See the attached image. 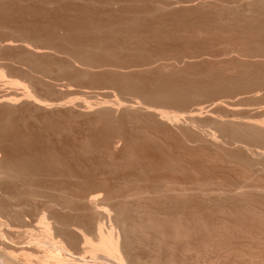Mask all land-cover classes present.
Returning <instances> with one entry per match:
<instances>
[{"label":"rangeland","instance_id":"rangeland-1","mask_svg":"<svg viewBox=\"0 0 264 264\" xmlns=\"http://www.w3.org/2000/svg\"><path fill=\"white\" fill-rule=\"evenodd\" d=\"M128 1L130 2V0H0V3H3L0 5V97H3V98H7L6 100H8V102H1L0 103V123H1V127L2 129H0V138L1 136L3 135V137H8L7 139L5 138H1V142H0V147L3 148L4 146H8L10 147L9 142H10V139L9 138H12L13 140L14 139V135L15 133L17 134V132L14 133V130H12V128L14 129L15 127V130L18 131V135H16V140H17V136H23L22 139H24V137L26 136V139H27V135H28V138H29V135L33 134L32 136H37L38 134H42V135H38L37 136V139L38 138H41L44 143L42 142V144L44 145H48L52 152L55 150H59L57 152L54 151L55 153V158H56V155L57 153H59V157H57L56 159H54V154L52 155H49L52 156V160L51 158L50 159H47L49 161H55V162H52L54 163L53 166L50 165L49 168L52 167H55V168H51L52 170L55 169V171L53 172L52 170L49 171V169L47 170L46 168L48 167H45L43 171H40V169H38L37 171L39 172H36L35 169L33 168H28L29 172L26 171V173L24 172L23 175H18L17 178L16 177H13V181H15L13 183V181H9L10 184L12 185H9L6 183V181L10 180H4V175L5 174H2V170L0 169V198L3 196V198L0 199V252L1 254H5V252H8L11 250L12 253L14 254L13 256H22V255H18L21 253H17L18 250H19V247H20V250L21 248H23L22 252L25 253V258L24 257V254H23V262H22V258L21 260L19 259L18 257V261L16 260V262H21L22 264H59L60 261L63 262V264H264V176L262 173H264V169L262 168L263 166V162H264V159L261 160V162L259 161V158H263V157H257L256 155H254L253 153L257 152V151H261L260 149H257L256 148V145L254 143H250V142H245L244 144H238L236 143L233 144L232 146L230 145L231 142L228 140L229 139V136L228 134L226 133H222L221 130L219 132V130H216L215 128V131L213 129H209L208 125L206 128L205 125L206 124H209L210 127H212V125L209 123L210 121L209 120H212V117L209 116L208 113H210L208 111V109L211 111V115H214L216 117H220L223 119V116H226L224 117L227 118L228 117H231V116H236L234 118H241V119H245L246 115V119H251L250 120H254V121H259L261 122H264V90L262 89H258V88H252L255 89L256 91L254 90H250V88H241V90L238 88H236L235 86H238V84H245V82H249V79L251 78L250 76H252L251 80H253L254 78H260L262 76H264V62H259L256 63V61H254L255 59H249L250 63L253 65L254 69H252L253 71H251V75L249 74L248 76L246 77H242L241 79L238 77V74H241L239 73V71L241 70V67H240V70H238L239 66H242V64H249V62H247L248 60V57L245 58V49L247 50V48L249 49V47H251L252 45L249 44V41L252 42L256 37H253L252 39H249V35L251 34L250 31H248L250 28H252L253 31H255L256 33L258 32L257 30L258 29V26L261 25V23H259L261 20L263 21V17H264V13L262 14L261 13V16H259L258 18H256L258 16L257 13H239V14H229V13H226L224 14V17L222 15V18L223 19H227L226 21V24L229 23L230 25H227V26H230L233 25H236L235 22L237 21L238 25L243 27L244 25V28H240L238 27V29H236V26L233 28H230V29H227V31H229V34L231 33H234V36L233 34L232 35H228V33L224 32V34L227 36H224L222 38H228L227 41L224 40V41H221L222 38L219 40L221 42H217V38L215 39H210L212 40V42L210 40H208V37L206 42L209 41V44H206V42H204L203 39H201L202 41L199 42L200 40H198V42L200 43V49H201V45L202 48L207 45V47L205 48L207 51H205L204 49H198L196 47H188L187 48V51L188 53L192 52V57H187L189 56V54L187 53V51H185L184 49H186L187 45H191V44H187V43H190V42H186L185 45H183V41L181 42V40H172V43H176L175 41H178V42H181L182 44L180 43H177L182 45V48L183 46H186L183 50L184 52L181 50L182 48L180 47V45H178L179 47L176 48V44L173 46L170 44V40L166 41L167 39L163 36V32H167L169 31V34L172 33V30H173V33L175 31V29H173L175 26H180L185 24L187 26V23H185L186 21L188 22V25L190 23H192V20L193 22H196V24L192 23V25H198L199 22L198 20H201L203 17L200 16V11L199 13V16H200V19H199V16H195L196 15V12L198 13L199 10H201L202 8H207L205 9V11L208 10L209 7H213V9H218V11L220 10V8L222 6H225L226 3H224V0H135V2H132L130 3L131 4H135V6L132 7V5L130 6L128 4ZM226 1V0H225ZM161 2V5L163 4H168L167 7H166V13L165 14L164 12H160V13H164V15H161L159 12H157L158 14L153 13L151 10L153 9V7H156L157 4ZM165 2V3H164ZM7 5V6H6ZM90 5V9H95V8H98L100 9H110V10H116V9H119V7L124 11L126 10L127 12H121L118 10V14L121 15H125V19H124V16L121 15L120 17H118L120 20H121V17H123L124 19V22L122 21V23H125V22H128L130 20H134L136 19L134 16L137 14H141V16H137L139 18V22L143 25V27H146L148 26L149 28L146 27V30H150L152 29L155 30L158 25L161 23V26H165L164 23L166 24H169V18L171 15H169V13L174 10L176 12H172L171 14H175L174 17L176 19H173V15L171 16L173 21H172V25H174L172 28H171V24L170 27L166 26L167 28H171L169 29L168 31L164 30L160 25L159 27H161L163 30H162V33H161V38L163 40V37H164V40L163 44H161V46L163 45V47L159 45L156 46L158 40H156V44L155 42H152L148 39H152L153 38L150 36L153 35L150 33L147 32V35L146 34V30L143 28V29H139L138 28V19L136 20V22L138 23H135L137 24V27L138 28L137 30H134L135 27H132V25L130 26V29L129 31H131V27L133 28L132 31L133 32V35L136 36L134 37L135 38H138V39H147V41L145 42V39H144V42L141 40H139L140 42L139 43H136V40H133V42H135L134 44L136 46H132V45H129V47H127V42L124 43L126 44L123 45V47H127L126 49L123 48V49H120V51L118 50V48L116 49V52L115 50H113L115 52V56L113 55V59L116 60H119V64L117 66V64H112L113 62H109V65L107 62L106 64H100V67H99V64L97 66V68L95 67H88V65H83L82 63L78 62L77 58L74 57L73 53L71 54V51H68V50H72L70 49L71 45H69L71 42V38L68 36H65L67 38H70L69 39V44H68V41H64L61 37L66 35V29H63L62 27H58V29H54L53 26H51L52 22H48V21H52L53 18H56L55 16H57L59 18V15H65L64 18L63 16H61L60 18L62 19H66V18H71V16H76L75 18H78L80 17V14L81 12L79 13L78 15V12L75 11L77 10V8L79 6L83 7L82 9H79L80 11H82L83 9H86L87 6ZM124 6H129L128 8L132 7L133 9V14H131L132 10L130 11L131 13V19L129 20L127 17L129 15V11L128 9H125ZM137 5L139 6H145L147 8H150V12L148 10V13L147 14V10L146 8L144 9V7H142V9H140V12L141 10L142 11H145V14H147L148 18L146 17V15H144V18H143V13H138L137 11L139 9V7H137ZM159 5V4H158ZM162 5V6H163ZM171 5L170 7L172 8V10H170V12H167V8L168 6ZM4 8H2V7ZM126 6V7H127ZM220 6V8L218 7ZM235 6H237L235 4ZM79 7V8H81ZM94 7V8H93ZM134 7L136 8V14H134ZM165 7V6H164ZM169 7V9H171ZM26 8V9H25ZM73 8H75V10H72ZM89 8V7H88ZM157 8V7H156ZM66 9V10H65ZM72 10L71 12H76L73 15H70L71 12H68V10ZM88 9V10H90ZM131 9V8H130ZM155 9V8H154ZM168 9V10H169ZM176 9V10H175ZM177 9L179 11H182V15L183 13H185V15L181 16V14L179 13V16H178V12H177ZM202 9V10H203ZM26 10V11H25ZM87 10V9H86ZM114 10V13H112L110 15V18H112V20L114 21V18H117V10L115 12ZM6 11V12H5ZM30 11V12H29ZM32 11V12H31ZM65 11L68 12V15H70L69 17L65 14ZM164 11V9H163ZM204 11V10H203ZM210 11V10H209ZM208 11V12H209ZM212 11H217V10H212ZM210 11V12H212ZM224 11V10H223ZM223 11L221 12V14H223ZM35 12V13H34ZM39 12V14H38ZM43 12V13H42ZM48 12V13H47ZM64 12V13H63ZM84 12V11H83ZM82 14L84 15L85 13ZM121 12V14H120ZM153 13L152 15L150 13ZM225 12V11H224ZM227 12V11H226ZM19 13H22V14H19ZM55 13V14H54ZM58 13V14H57ZM126 13L128 15H126ZM195 13V14H194ZM45 14V15H44ZM90 14V13H88ZM86 14V15H88ZM209 13H207L205 15V13H203L204 17L202 20L204 21V19H206L205 22L203 23H206L208 20V23L209 22H212L213 19L210 21V19L208 18L209 16H212V15H209ZM81 15V17L83 16ZM117 15V16H116ZM134 15V16H133ZM152 17H151V16ZM157 15V16H156ZM161 15V17L159 18V16ZM188 15V16H187ZM215 15V13H214ZM214 15L212 17H214ZM257 15V16H256ZM10 16V17H8ZM16 16V17H15ZM19 16V17H18ZM23 16V17H22ZM35 16V17H34ZM89 16V15H88ZM92 16V15H91ZM95 16H92V18H94V21H96V25L101 23L103 21L104 24H107L109 27H113L115 26V24H117V27L119 26L118 24L121 23H113L114 25H109L107 22H110L111 20H109L106 16V19H108V21L106 20V22H104L105 20H102L101 22L100 21H97V19L95 20ZM156 16V17H155ZM169 18H168V17ZM207 16V17H206ZM7 17V18H6ZM14 17V18H13ZM21 17V18H20ZM44 17V18H43ZM87 17V16H85ZM90 17V16H89ZM114 17V18H113ZM134 17V19H133ZM183 17V20L186 18V20H184V22H181L183 20L179 19V18H182ZM9 18V19H8ZM13 18V19H12ZM16 18V19H15ZM52 18V19H51ZM96 18H98L96 16ZM117 18V19H118ZM127 18V20H126ZM164 18V19H163ZM168 18V19H167ZM197 18V19H196ZM208 18V19H207ZM216 18V16H215ZM214 18V19H215ZM256 18V21H258V26L255 27L254 25L256 24V21H254V19ZM21 19V20H20ZM74 19V18H72ZM101 19H104L102 16L100 17V20ZM142 19L144 20V22L142 21ZM189 19V21L187 20ZM259 19V20H258ZM261 19V20H260ZM16 20V21H15ZM19 20V21H18ZM57 19H54L53 20V24H55L57 21H55ZM116 20V19H115ZM147 20V22L145 21ZM150 22H149V21ZM161 20V21H159ZM176 20V21H174ZM178 20H181L179 22H181V25L180 23H178ZM229 20V21H228ZM14 21V22H13ZM55 21V23H54ZM119 21V20H117ZM165 21V22H164ZM191 21V22H190ZM234 21V23H232ZM261 21V22H262ZM50 24L51 28H52V31L53 29L55 30L54 33L50 30V27L47 25H45L44 27H48L46 29L48 30H45L43 29L44 27L42 26L43 24L47 23ZM190 22V23H189ZM202 22V21H201ZM200 22V24H201ZM231 22V23H230ZM264 22V21H263ZM262 22V25L264 24ZM103 23H101V25L103 26ZM112 23V21L110 22ZM177 23L179 25H177ZM241 25H240V24ZM255 23V24H254ZM31 24V25H30ZM95 24V23H94ZM145 24H147L145 26ZM149 24V25H148ZM243 24V25H242ZM254 24V25H253ZM100 25V24H99ZM100 25V26H101ZM122 25V24H121ZM157 25V26H156ZM185 25H183L181 28H184ZM191 25V24H190ZM254 26V29H253V26ZM56 26V25H55ZM134 26V25H133ZM155 26V28H153ZM246 26H248V30L247 32L248 33V38L246 37H242V36H247L246 33ZM252 26V27H251ZM264 26V25H263ZM261 26L260 29V34L261 32L264 30V27ZM41 29H40V28ZM57 27V26H56ZM104 27V26H103ZM116 27V26H115ZM121 27H126V25H122ZM119 26V28H121ZM180 27H177V28H180ZM34 28V29H33ZM66 28V26H65ZM122 28V29H124ZM176 28V29H177ZM37 29V33L35 32V30ZM118 29V28H117ZM115 28V30H117ZM159 29V28H158ZM156 30V31H159V30ZM234 31H233V30ZM257 29V30H255ZM263 29V30H262ZM65 30V32L63 31ZM121 30V29H119ZM126 30V29H125ZM147 30V31H148ZM171 30V31H170ZM245 30V31H244ZM251 30V29H250ZM31 31V32H30ZM47 31H50L52 34L51 36L49 35L50 32L47 33ZM122 31V30H121ZM135 31L138 33H135ZM141 31V33H140ZM145 33H144V32ZM226 31V30H225ZM233 31V32H231ZM253 31H252V34L253 36L255 35H258L259 33L257 34H253ZM19 32V33H18ZM35 32V33H33ZM171 32V33H170ZM31 33V34H30ZM129 33V32H128ZM144 33V34H143ZM156 33V32H155ZM160 33V31H159ZM159 33H157L158 35H160ZM172 33V34H173ZM263 33V32H262ZM54 34V36H53ZM106 34V32H105ZM132 34V32H131ZM136 34V35H135ZM139 34V35H138ZM141 34V35H140ZM143 34V35H142ZM171 34V35H172ZM184 34V33H183ZM208 34H211V33H208ZM238 34V35H236ZM246 34V35H245ZM259 34V35H260ZM128 35V34H127ZM144 35L148 36V37H144ZM157 35V36H158ZM166 35V34H164ZM185 35V34H184ZM205 35V34H203ZM50 36V37H49ZM53 36V38H51ZM104 36V35H103ZM107 36H108V32H107ZM138 36V37H137ZM139 36H141V38H139ZM163 36V37H162ZM170 36V35H169ZM212 36V35H211ZM238 38H237V37ZM261 36H264V34L260 35ZM46 37V39H45ZM55 37V38H54ZM64 37V38H65ZM131 37V36H130ZM243 38H246V39H249L248 41H246V39L242 41ZM259 37V36H258ZM258 37L256 38L258 43ZM261 38H264V37H261ZM57 38V39H56ZM60 38L62 39V41L60 40ZM121 38V37H120ZM120 38L117 40V41H113L114 43L120 41ZM251 38V36H250ZM56 39V40H55ZM67 40V39H66ZM131 40V39H130ZM155 40V39H154ZM161 40V41H162ZM53 41V42H52ZM72 41V40H71ZM121 41H122V38H121ZM121 45L123 44V42H121ZM128 41V40H127ZM138 41V40H137ZM165 41V42H164ZM215 41V42H214ZM242 41V42H241ZM253 41V43L255 42ZM261 41L264 42V39H262ZM12 44H11V43ZM111 43V46L114 44V43ZM132 43V41H129V43ZM167 42V43H166ZM197 42V41H195ZM195 42H194V45H195ZM205 43V44H201V43ZM225 42H228V43H225ZM246 42V43H245ZM248 42V43H247ZM9 43V44H8ZM116 43L114 45H116ZM119 43V42H118ZM130 43V44H131ZM146 43V44H145ZM154 43V44H153ZM171 45L172 48H169L168 46H170L169 44ZM256 43V42H255ZM262 43V42H261ZM72 46H73V42L71 43ZM138 44V45H137ZM149 44V45H147ZM167 44V45H166ZM187 44V45H186ZM249 44V47H247ZM109 45H110V42H109ZM251 45V46H250ZM254 45H257L254 44ZM261 44L258 45V47H260ZM264 43H262L261 46H263ZM117 46V45H116ZM138 46V47H137ZM168 48H166V47ZM197 46V45H196ZM115 47V46H114ZM121 47V46H119ZM131 47V48H130ZM255 47V46H254ZM78 48V47H77ZM76 48V49H77ZM161 48V49H160ZM164 48V49H163ZM178 52L182 51L183 52V55H181V53H178ZM180 48V49H179ZM189 48H190V51H189ZM193 50H192V49ZM257 48V47H256ZM256 48H253V49H256ZM170 51H169V50ZM173 49V50H172ZM174 49H175V52H174ZM172 50V51H171ZM197 53L199 54V57H197V53H195L196 51ZM199 50V51H198ZM202 50H204L203 52H208L209 51H212L211 53L213 54V52L216 54H214L213 56L212 55H208V53H204L206 56L203 55V52ZM44 51V52H43ZM134 51V52H133ZM193 51L194 52V55H193ZM113 52V53H114ZM122 52V53H120ZM174 52V54H173ZM187 53V56L185 55ZM202 52V53H201ZM112 53V54H113ZM119 55H118V54ZM177 53V54H176ZM185 53V54H184ZM201 53V54H200ZM210 53V54H211ZM245 53V54H244ZM122 54V55H121ZM195 54H196V57H195ZM117 55L119 57H117ZM185 55V57H184ZM190 55V56H191ZM203 55V56H201ZM125 56V57H124ZM144 56V57H143ZM194 56V57H193ZM201 56V57H200ZM116 57V58H115ZM183 57V58H182ZM93 58V57H92ZM123 58V60H122ZM135 58V61H133ZM98 59V57H97ZM102 59V57H101ZM99 60V61H102V60ZM112 59V58H111ZM110 59V60H111ZM140 59V60H139ZM122 60V61H121ZM126 60V61H125ZM145 60L147 62V60H149L147 63H145ZM114 61V60H112ZM151 61V66L149 67L148 63ZM253 63H252V62ZM242 62V64H241ZM258 62V61H257ZM114 63H116V61H114ZM118 63V62H117ZM140 63V64H139ZM255 63V65H254ZM82 64V65H81ZM123 64V65H122ZM144 64V65H143ZM148 66H146V65ZM233 64H236L235 66ZM238 64H241V65H238ZM107 65L109 67H107ZM134 65V67H133ZM135 65H138V67H136ZM238 65V66H237ZM250 65V64H249ZM257 65V66H256ZM261 65V66H260ZM87 66V67H86ZM95 66V65H94ZM121 66V67H120ZM128 68H125L127 67ZM262 67V69L260 70V68ZM117 67V68H116ZM119 67V68H118ZM131 67V68H130ZM143 67V68H142ZM146 69H145V68ZM152 67V68H151ZM154 67V68H153ZM161 67V68H160ZM164 69H163V68ZM259 69H257V68ZM94 68V69H93ZM121 68V69H120ZM149 68V69H148ZM152 70H151V69ZM192 68L194 70H192ZM135 69V70H134ZM148 69V70H147ZM234 69V70H233ZM237 69V70H236ZM259 71H257V70ZM148 72H147V71ZM152 72H150V71ZM191 70V71H190ZM157 71H160V73L158 72L157 74ZM235 71V72H234ZM257 71V72H255ZM136 72V73H135ZM154 72V73H153ZM156 72V73H155ZM241 72V71H240ZM133 73V74H132ZM141 73L143 75H141ZM150 73V75L148 74ZM237 73V74H236ZM153 76H152V75ZM133 75V76H132ZM163 75H166V76H163ZM170 75V77H169ZM171 75H178V77L181 76V78L185 77L188 79V82L189 83L192 79L193 80H202V81H199V83L203 82V79L204 81L207 82V86L205 85L204 88L202 87H199V88H195V89H192L191 87H189L190 89H186V92H191L192 94H196L195 98H192L190 100H188V97L189 96H186V98H181L183 99L186 103H184L183 101L180 103L179 99L176 98V100L179 102L176 101V104L175 102H173L172 99L171 100V103L169 101L168 102H158L157 100H154L153 98H151L152 96V92H156L158 91L156 88L159 87L160 84L164 85L167 84L168 82H171L172 83H168V84H173V82H175V80H171L168 81L166 80V77L168 78H173V76L171 77ZM237 77H235V76ZM257 76V77H255ZM142 77V79H141ZM162 77V78H161ZM175 77V76H174ZM192 78L191 80L188 78ZM235 77V78H234ZM120 78V79H119ZM184 78V79H185ZM195 78V79H194ZM202 78V79H201ZM207 78V80H206ZM136 79V80H135ZM163 79V81L161 80ZM177 79V78H176ZM180 79V78H179ZM237 81H236V80ZM240 79V80H239ZM182 80V79H180ZM180 80L178 81L180 83ZM190 80V81H189ZM192 80V82H193ZM256 80V79H255ZM136 81V82H134ZM160 81V83H159ZM167 81V83H166ZM184 82L186 80H183ZM183 81H181V83H183ZM197 81V84L198 85H201L199 84ZM245 81V82H243ZM133 82V83H132ZM163 82V83H162ZM191 82V83H192ZM216 82V83H215ZM221 85H219V83ZM246 82V83H247ZM177 83V82H176ZM175 83V84H176ZM186 83V82H185ZM190 83V84H191ZM193 83L196 84V82L194 81ZM218 83V85H217ZM139 84V86H138ZM159 84V85H157ZM217 85V87L215 85ZM137 85V86H136ZM146 85V86H145ZM157 85V87L155 86ZM193 85V84H191ZM214 85V86H213ZM235 85V86H234ZM161 86V85H160ZM194 86V85H193ZM220 86H223L220 88ZM233 86V87H232ZM146 87V88H145ZM216 87V88H215ZM230 87V88H229ZM232 87V88H231ZM144 88V89H143ZM220 88V89H219ZM224 88V89H222ZM227 88V89H226ZM243 89V90H242ZM221 90H225V91H221ZM151 91V92H150ZM148 92V93H147ZM194 92V93H193ZM189 93V94H191ZM18 94V95H17ZM198 94V95H197ZM2 95V96H1ZM18 97H17V96ZM146 95V98H144ZM26 96V97H25ZM14 97V100L13 98ZM25 97V98H24ZM29 97V98H28ZM197 97V98H196ZM235 97V98H234ZM16 98V99H15ZM9 99L11 100V102L9 101ZM180 99V100H181ZM187 99V101L185 100ZM41 102L42 105H39V101ZM197 100V101H196ZM218 100V101H217ZM17 101V102H15ZM104 101V102H103ZM117 101V102H116ZM157 101V102H156ZM219 102L222 104V105H218V108H217V105H215L214 103L215 102ZM229 101V102H228ZM43 102V103H42ZM66 102V103H65ZM70 102V103H68ZM82 102V103H80ZM103 102V103H102ZM116 102V103H115ZM192 102V103H191ZM102 103V104H101ZM119 103V104H118ZM123 103H124V106H123ZM134 103H137V104H134ZM139 103V104H138ZM187 103H190V107H189V104ZM211 103V104H210ZM5 104V105H4ZM12 104V105H11ZM49 104V105H48ZM51 104V105H50ZM54 104V105H53ZM65 104V105H64ZM100 104V105H99ZM107 106H106V105ZM108 104H111V105H108ZM122 104V105H121ZM129 104V105H128ZM163 104V105H162ZM167 104V105H166ZM171 104V105H170ZM213 104V105H212ZM228 104V105H227ZM232 104V106L230 107V105ZM237 104V105H236ZM10 105V106H8ZM39 105V106H38ZM87 105L86 107H83ZM104 105V106H103ZM117 105V106H116ZM127 105V106H126ZM134 105V106H133ZM154 105H156L155 107H153ZM187 105V106H186ZM208 105V106H206ZM43 106V107H42ZM61 106V107H60ZM101 106V107H100ZM106 106V107H105ZM138 106V107H137ZM193 106V107H192ZM216 106V107H215ZM220 106H222L223 108H221ZM236 106V107H235ZM41 107V108H40ZM45 107V108H44ZM51 107V108H50ZM83 107V108H82ZM108 107V108H107ZM127 107V108H126ZM131 107V108H130ZM133 107V108H132ZM141 107V108H139ZM159 107V108H158ZM195 107H207V113H202L201 115H199L200 117H197V120H199L201 123H204V124H201V125H204V128H201V129H205L203 130V134L198 131L199 129H196V130H193L191 129L193 126H188L187 127V124L185 126V122L183 123V117L182 116H185L187 115V112H189V110H192L194 109ZM212 107V108H211ZM258 107H259V110H258ZM261 107V108H260ZM5 110H4V109ZM43 108V109H42ZM112 112H111V110ZM149 108V109H157L158 110H164L165 112H169V113H172V114H176L179 116L180 118V121H179V124L178 125H170V124H167L166 122H162L164 125V127L162 126V123L158 122L159 120H157L156 117H154L153 114H151L152 112L148 113L146 112V109ZM183 108V109H182ZM187 108V109H186ZM229 108V109H228ZM233 108V110H231ZM88 109V110H87ZM91 109V110H90ZM104 110V112L102 110ZM105 109H106V112H105ZM115 109V110H114ZM125 109V110H124ZM128 109V110H127ZM185 109V110H184ZM217 109V110H216ZM235 109V110H234ZM237 109V110H236ZM8 110V111H7ZM85 112H84V111ZM134 110V111H133ZM256 110V111H255ZM83 111V112H82ZM88 111V112H86ZM139 113H138V112ZM145 111V112H143ZM184 111V112H183ZM214 111V112H213ZM239 113H237V112ZM255 111V113H254ZM258 111V112H257ZM263 111V112H262ZM2 112V113H1ZM7 112V113H6ZM127 112V113H125ZM132 112V113H131ZM214 114H213V113ZM7 116H6V114ZM9 113V114H8ZM87 113V114H86ZM106 113V114H105ZM110 113V115H109ZM112 113V114H111ZM129 113V114H128ZM146 113V114H145ZM231 113V114H230ZM233 113V114H232ZM261 113V114H260ZM5 114V115H4ZM137 114V116H136ZM139 114V115H138ZM144 114V115H143ZM148 114V115H147ZM151 114V115H150ZM181 116H180V115ZM208 114V115H207ZM251 114V115H250ZM263 114V115H262ZM8 115L10 117H8ZM83 115V116H82ZM100 115V116H99ZM107 115V116H105ZM134 115V116H133ZM150 115V116H149ZM257 115V116H256ZM259 115V116H258ZM2 116V117H1ZM4 116V117H3ZM105 116V117H104ZM127 116V117H126ZM141 116V117H140ZM209 116V117H207ZM8 117V119H6ZM100 117V119H99ZM138 117V119H137ZM150 117V118H149ZM259 117V118H258ZM106 118V119H105ZM109 118V119H108ZM111 118V119H110ZM113 118V119H112ZM140 118V119H139ZM149 118V119H148ZM182 118V119H181ZM232 118V117H231ZM103 121H102V120ZM115 119H116V123H115ZM141 119L143 121H141ZM146 119V120H145ZM2 120L6 121V123L9 122V124H6L4 125L7 126V128H4L2 123H5L3 122ZM12 120V122H11ZM149 120V121H147ZM205 120V121H204ZM15 121V122H14ZM114 121V122H113ZM140 121V122H139ZM156 121H157V124H156ZM21 125H20V123ZM103 122V123H102ZM106 122V123H105ZM208 122V123H207ZM15 124V125H12ZM19 123V124H18ZM30 123V124H29ZM110 123V124H109ZM116 125H115V124ZM145 123V124H144ZM10 124L12 125L10 127ZM25 124V125H24ZM105 126H104V125ZM114 124V125H113ZM138 124V125H137ZM148 124V125H147ZM151 124V125H150ZM183 124V125H182ZM20 125V126H19ZM29 125V126H28ZM31 125V126H30ZM52 125V126H51ZM55 125V126H54ZM58 125V126H56ZM60 125V126H59ZM130 125V126H129ZM133 127H132V126ZM161 125V127H159ZM15 126V127H14ZM18 126V127H17ZM46 128H45V127ZM122 126V127H120ZM166 126V127H165ZM178 126V127H177ZM51 127V129H50ZM106 127V128H105ZM120 127V128H119ZM157 127V128H156ZM171 127V128H170ZM190 127V128H189ZM125 128V129H124ZM128 128H130L128 130ZM133 128V129H132ZM140 128H142L140 130ZM153 129V132L151 129ZM164 128V130H163ZM167 128V129H166ZM169 128V129H168ZM190 132V133H193L195 134V136H200L198 140L197 137H195L193 134V136L195 137L194 141L197 140V144L193 143V141L189 140L187 141L188 139L185 138L187 137L186 135L190 134L188 132V134H185V130H187ZM196 128V127H195ZM213 128V127H212ZM3 129H8L7 131L5 130L3 132ZM43 129V130H42ZM49 129V130H48ZM73 129V130H72ZM103 129V130H102ZM122 129V130H121ZM139 129V130H138ZM143 129L144 132H143ZM156 129V130H155ZM159 129H162V131ZM168 131H166V130ZM173 131H170L172 130ZM176 131H175V130ZM179 129H181L179 131ZM207 129H209L208 131H211V132H215L218 133L216 136L217 138L215 137V140L216 142L214 141V143H212L211 141L213 139H211V135L210 133L211 132H205ZM52 130V131H51ZM56 130V131H55ZM105 130V131H104ZM110 130V131H109ZM126 130V132H125ZM134 130V131H133ZM159 132H158V131ZM50 131V132H49ZM61 131V132H60ZM69 131V132H68ZM97 131V132H96ZM104 131V132H103ZM117 131V132H115ZM137 131H140V132H137ZM150 131V132H149ZM165 131V132H164ZM184 131V133H183ZM22 134H21V133ZM42 132V133H40ZM45 132V133H44ZM66 132V133H64ZM68 132V133H67ZM108 132V134H107ZM119 132V133H118ZM156 132V133H155ZM162 132V133H161ZM196 132V133H195ZM200 132V134H199ZM4 133V134H3ZM27 133V134H26ZM30 133V134H29ZM44 133V134H43ZM49 135H48V134ZM58 133V134H57ZM90 135H87L89 134ZM98 133V134H97ZM100 133V134H99ZM111 133V135H110ZM115 133V135H114ZM118 133V134H117ZM134 133V134H132ZM136 133V134H135ZM140 133L141 136L142 134L145 135L147 137V135L149 136H152L151 139L153 138L154 140H157V142H159L158 144H161V146H159L158 144L155 143L154 140H151L149 137L150 140H148L151 144V142H154V146L159 148L161 150V154L160 153H156V155H153L155 153H150L149 151L150 150H153V149H150L148 146L150 144H144V146L146 145L147 146V149L146 151H144L145 149H143V145L141 146V142L140 141ZM171 133V134H170ZM175 133V134H174ZM178 133V134H176ZM6 134V135H5ZM13 136V137H11ZM21 134V135H20ZM93 134V135H92ZM102 134H104L103 136H101ZM106 134V136H105ZM157 134V135H156ZM169 134L171 136H169ZM180 134V135H179ZM198 134V135H197ZM202 134V135H201ZM206 134V135H205ZM208 134V135H207ZM224 134V135H223ZM226 134V136H225ZM8 135V136H7ZM65 135V136H64ZM80 137H79V136ZM87 135V136H86ZM100 135V136H98ZM181 135L184 136V139H187L186 142L188 146H185L184 147H189L188 148V151L190 152H194V153H188L186 155L185 152H188L187 150L184 152L182 151V147L178 150V144L176 142L180 141V145L184 144L182 143L181 144ZM221 135V136H220ZM69 136V137H68ZM82 136V137H81ZM86 136V137H85ZM90 136V137H89ZM96 136V137H95ZM138 136V137H137ZM177 136V137H176ZM191 137V134L188 135ZM220 136V137H219ZM88 137V138H87ZM94 140H92V138ZM99 137V138H98ZM122 137L124 139H122ZM211 137V138H209ZM31 138V136H30ZM50 138V139H49ZM78 141V139H80ZM174 138H177L180 140H175ZM189 138V137H188ZM201 138H202V141H201ZM228 138V139H227ZM18 139H21L20 137ZM88 139V140H86ZM90 139V141H89ZM97 139V140H96ZM127 139V140H126ZM138 139V140H137ZM173 139V140H172ZM192 139V137L190 138ZM221 139V140H220ZM223 139V140H222ZM40 140V141H42ZM66 140V141H65ZM105 140V141H104ZM126 140V141H125ZM134 140V141H133ZM160 140V141H158ZM211 140V141H210ZM227 140V141H226ZM7 141L8 144H7ZM12 141V140H11ZM24 142H27L25 140H22ZM21 141V142H22ZM30 141V140H28ZM53 141V142H52ZM63 141V142H62ZM65 141V142H64ZM68 141V142H67ZM73 141V142H71ZM86 143H85V142ZM102 141V142H101ZM137 144H136V142ZM140 141V142H139ZM174 141H176L175 143L177 144L176 145V150L179 151L177 152L175 149H173V147H175L174 144ZM185 142V140H183ZM201 141V143H200ZM225 141V142H224ZM3 142V143H2ZM6 142V143H4ZM22 142V143H24ZM71 142V143H70ZM111 142V143H110ZM132 142V143H131ZM167 142V143H165ZM190 142V143H189ZM196 142V141H195ZM222 142V143H221ZM228 142V144H227ZM2 143V145H1ZM11 143V142H10ZM29 143V142H28ZM28 143H24V144H28ZM65 143H66V146H65ZM90 143H92L90 145ZM94 143V144H93ZM97 143V144H96ZM139 143V145H138ZM143 143V142H142ZM193 146H191L192 144ZM211 143V144H210ZM220 143V144H219ZM4 144V145H3ZM58 144V145H57ZM76 144V145H75ZM87 144V146H86ZM115 144H118L115 145ZM133 144V145H132ZM135 144L137 145L135 147ZM191 144V145H190ZM208 144V145H207ZM210 144V145H209ZM216 144V145H215ZM219 144V145H217ZM249 144V145H248ZM253 144V146L251 145ZM74 145V146H73ZM97 145V146H96ZM99 145V146H98ZM105 145V146H104ZM108 145V146H107ZM115 145V146H114ZM158 145V146H156ZM164 145V146H163ZM168 145V146H167ZM198 145V146H197ZM241 146L242 147H238V146ZM248 145V146H247ZM3 146V147H2ZM60 146V147H59ZM65 146V149L62 148ZM72 146V147H71ZM85 146V147H84ZM94 146V147H93ZM133 147L131 149V147ZM145 146V147H146ZM151 146V145H150ZM207 146V147H205ZM252 146V148H251ZM4 147V148H5ZM54 147V148H53ZM59 147V148H58ZM69 147V148H68ZM71 147V148H70ZM75 147V149H74ZM81 147V148H80ZM84 147V148H83ZM92 150H88V149H91ZM96 147V148H95ZM109 147V150H106L108 149ZM114 149V150H111V148ZM116 147V148H115ZM124 147V148H123ZM129 147V148H128ZM144 147V148H145ZM153 147V145L151 146ZM169 147V148H168ZM180 147V146H179ZM196 147V148H195ZM209 147V148H208ZM221 147V149H220ZM238 147V148H237ZM0 148V149H1ZM57 148V149H56ZM61 148V149H60ZM102 150H100V149ZM128 148V149H127ZM138 148V149H137ZM143 150H142V149ZM166 148V149H165ZM171 148V149H170ZM190 148H192L194 151H191L189 150ZM198 148V149H197ZM200 148V149H199ZM208 148V149H207ZM236 148V149H235ZM6 149H9V148H6ZM4 150L5 152H7L8 150ZM54 149V150H53ZM81 149V150H79ZM97 149V150H95ZM99 149V151H98ZM133 149H135L133 151ZM149 149V150H148ZM182 149V150H181ZM184 149H187V148H184ZM215 149V150H214ZM251 149V150H250ZM257 149V151H256ZM76 150V151H75ZM104 150V151H103ZM113 152H111V151ZM123 150V151H122ZM125 150V151H124ZM128 150H131L130 152H128ZM139 150V151H138ZM156 150V148H155ZM154 150V152H156ZM158 150V149H157ZM158 150V151H160ZM200 152H199V151ZM207 150V151H206ZM246 150V152H245ZM255 150V151H254ZM64 151V152H63ZM66 151V152H65ZM89 151V152H88ZM91 151V152H90ZM97 151V152H96ZM101 151V152H100ZM107 151V152H106ZM144 151V152H143ZM147 151L150 153V154H147ZM165 151V152H164ZM168 151L170 153H168ZM173 151V152H172ZM180 151H182L180 153ZM197 151V152H196ZM254 151V152H253ZM263 151V150H262ZM4 152V153H5ZM80 152V153H79ZM94 152V153H93ZM117 152V153H115ZM119 152V153H118ZM124 153L122 155V153ZM135 154H134V153ZM139 152V153H138ZM141 152V153H140ZM153 152V151H151ZM205 152V153H204ZM210 152V154H209ZM229 152V153H228ZM249 154H248V153ZM1 150H0V160L2 162L6 161V164H7V161H9V157L6 155V153L4 154ZM64 153V154H63ZM91 153V155H90ZM96 153L95 156H93L94 154ZM108 153V154H107ZM165 153V154H164ZM185 153V154H184ZM237 156V158L239 159L240 157H244V156H247L248 160L252 161V158L254 159L253 161H255L254 163H262L260 165H255V167L257 166V168H255V171H257L258 169V174H256L257 179L254 180V177L256 178V176H252L250 174V179L246 182H245V187L244 185L242 186V190L240 191H237L240 192L237 194H234L236 193L235 192H231L234 194L230 195L233 196L231 197L228 193L227 194H224L225 195H229V196H221L224 198V201L223 199L221 198L220 200H217L216 201V198L214 197L213 199V196L215 195H212L209 194V195H206L210 192H206L204 191L203 195V199L204 197H208L210 198L211 196V199H207V203L206 202V199L205 200H200V196L202 195V193H198V189H202L204 190L205 189V186H206V189L208 191V189L211 190V188L213 186L212 189H217L216 191H218L219 189H223L222 191L224 190H228V189H232L235 187L236 183L238 185V183L240 184L241 183V180L240 178L241 177H248L249 174H246V173H249L247 171H249V169H245L247 168L246 165L244 166L243 164H240L242 163V161L240 160H236V159H232L230 154H232ZM9 154V151L8 153ZM62 155V158L60 159L61 155ZM84 154V155H83ZM87 154V155H86ZM99 154V155H98ZM106 154V156H104ZM117 154V155H116ZM142 154V155H141ZM146 154V155H144ZM160 155V157L157 156ZM164 154V156H163ZM170 154H171V157H170ZM177 154V155H176ZM184 154V156H183ZM195 154V155H194ZM242 154V155H241ZM247 154V155H245ZM5 155V156H3ZM108 155V156H107ZM112 155H115L114 157ZM123 158H121L120 156ZM130 157H129V156ZM174 155V156H173ZM179 155V156H178ZM181 155V156H180ZM190 155V156H189ZM200 155V156H199ZM215 155V156H214ZM229 155V156H228ZM241 155V156H240ZM10 156V155H9ZM69 156V157H68ZM93 156V157H92ZM124 156V157H123ZM149 156V157H148ZM175 156H178V157H175ZM193 156V157H191ZM200 158H198V157ZM205 156V157H204ZM224 156V157H223ZM256 156V157H255ZM7 157V158H6ZM48 157V158H49ZM69 159H68V158ZM95 157V158H94ZM100 157V158H99ZM103 159H102V158ZM135 157V158H134ZM137 157V158H136ZM140 157V158H139ZM143 157V158H142ZM204 157V158H202ZM208 157V158H207ZM211 159H210V158ZM215 159H214V158ZM252 157V158H251ZM2 158V159H1ZM3 158H6V160ZM9 158V159H8ZM86 158V159H85ZM91 158H94V159H91ZM97 158V160H96ZM117 160H116V159ZM121 158V159H120ZM129 158V159H127ZM133 158V159H132ZM142 158V159H141ZM148 158V159H147ZM162 158V159H161ZM166 158V159H165ZM195 158V159H194ZM246 157H244L243 159H245ZM246 158V159H247ZM67 159V162L66 160ZM88 159V160H87ZM90 159V160H89ZM100 159V160H99ZM112 159V160H111ZM137 159V160H136ZM143 159H145L143 161ZM154 159V160H153ZM178 159V160H177ZM256 159V160H255ZM58 160V161H57ZM61 160H63L61 162ZM87 160V161H86ZM94 160V163L93 161ZM99 160V162H97ZM108 160V161H107ZM114 160V161H113ZM124 160V161H123ZM141 160V161H140ZM148 160V161H147ZM152 160V161H151ZM158 160V161H157ZM199 160V161H198ZM225 160V161H224ZM49 161H46L49 162ZM70 161V162H69ZM78 161V162H77ZM110 161V162H109ZM121 161V162H120ZM126 161V162H125ZM129 161V162H128ZM132 161V162H131ZM135 161V162H134ZM143 161V162H142ZM163 161V162H162ZM167 161V162H166ZM170 161V162H169ZM182 161V162H181ZM231 161V162H230ZM239 161V162H237ZM258 161V162H257ZM64 162V164H63ZM99 164H97V163ZM103 162V164H102ZM105 162V163H104ZM109 162V163H108ZM120 162V163H119ZM139 162V163H138ZM160 162V163H159ZM173 162V163H172ZM1 163V162H0ZM5 163V162H4ZM3 165H6L4 164ZM51 164V162H49ZM60 164V166L58 164ZM67 163V164H65ZM111 163V165H110ZM131 163H132V166H131ZM135 163V164H134ZM138 163V164H137ZM141 163V164H140ZM149 163V164H148ZM159 163V164H158ZM165 163V164H164ZM181 163V164H180ZM184 163V164H183ZM197 163V164H196ZM225 163V164H224ZM69 164V165H68ZM71 164V166H70ZM76 164V165H75ZM108 164V165H107ZM115 164V165H113ZM122 164V165H121ZM127 164L129 165L127 167ZM134 164V165H133ZM146 164V165H145ZM183 164V165H182ZM235 164V165H234ZM55 165V166H54ZM108 167H107V166ZM120 165V166H119ZM124 165V166H123ZM224 165V166H223ZM243 165V166H242ZM57 166V167H56ZM77 166V167H76ZM84 166V167H82ZM135 166V168L133 167ZM140 166V167H139ZM166 166V168H165ZM63 167V168H62ZM69 167V168H68ZM72 167V168H71ZM74 167V168H73ZM79 167V169H78ZM81 167V168H80ZM119 167V168H117ZM157 167V168H156ZM164 167V168H163ZM203 167V169H201ZM242 167V168H241ZM59 168V171L58 169ZM77 168V169H76ZM86 168V169H85ZM87 168H89L87 170ZM107 168H108V172L107 173ZM112 170L110 171L109 170ZM127 168H130V169H127ZM142 168V169H141ZM148 168V169H147ZM155 168V169H154ZM170 168V169H169ZM179 168V170H178ZM183 168V170H182ZM260 168H262L263 172L262 171H259L261 170ZM73 169V170H72ZM97 169V170H96ZM117 169V170H116ZM126 169V170H125ZM134 169V170H133ZM151 169V170H150ZM163 169V170H162ZM181 169V170H180ZM214 169V170H213ZM241 169V170H240ZM30 170H32L31 172L35 171V175L33 173L30 179V177L28 178L29 175L31 174H27V173H30ZM79 171L80 173H76L75 172ZM90 170V171H89ZM95 170V171H94ZM116 170V171H115ZM129 170V171H128ZM141 170V171H140ZM150 170V171H149ZM209 170V171H208ZM235 170V172H234ZM49 171V172H48ZM67 171V172H66ZM74 171V172H72ZM89 172V173H92L93 176L96 178L97 176V179L101 178L102 174H109V175H112L110 176V179L113 177V186L115 187V185L119 186L117 188H119L120 190L124 191L122 193L126 194V195H130V201H131V206L130 204L126 203L125 205L123 204L124 201L121 200V198L118 200V201H122V205L121 206V203H116L115 202H107V201H104L103 199H99V202H105V203H101V209H103L102 213L104 216V221L105 222V225L107 226L109 220L112 221L111 223L114 224L113 222V218H114V214L117 209H116V206L120 205L121 207H124L123 209H127L128 210V214L131 215V217H134L136 216L133 221H137V223L141 224L143 223V225L141 224L142 227H145L146 224H144L145 220H143V222H139V217L143 218V214L145 213H150L152 212L153 214H151L153 216V220H154V214H156V219L155 221H153L155 224H156V221L158 220L159 222H161L162 220L164 221V219H167V218H170V219H167L165 220V222L167 221L168 224H171L170 221H174L172 222L171 226L168 228V226H165L167 224H164L162 226H164V228L166 229H163L162 233H164L163 235H161L162 233H160L161 231H158L157 233L154 231V232H148L150 234V238H149V234L147 233L146 238H138V240L136 239H133L132 242H130V245L131 247L133 246V248L131 249L130 247V258H126V256H124V254H121V256L123 255V257L121 258L120 261L119 258L117 260V258H114V260L112 259V256H103V255H100L99 253H91L89 249L86 248V246H82L80 245V240H78L77 236L81 237L80 235V231L81 230H85V231H82V234L84 232V234L87 233V231H90L89 233H87V236L89 237V239H94V236L91 233V224L95 223L96 219L99 220L100 216L99 215H96L94 213V217L91 215L92 212L91 211H88V209H84L83 207H81L80 205V202H77L78 199L75 200V198L72 200V203L68 204V203H64V201L62 200H59L61 197L60 196H56V195H60L61 192H59L58 190H54L56 189L55 187H53V183H56V182H59L60 179L62 181H66L69 180L68 182H79L78 179H80L81 175L84 176L83 174H85L86 172ZM93 171V172H92ZM98 171V172H97ZM128 171V172H127ZM138 171V172H137ZM146 171V172H145ZM149 171V172H148ZM152 171V172H151ZM154 171V172H153ZM157 171V172H156ZM174 171V172H173ZM192 171V172H190ZM2 172V173H1ZM48 172V173H47ZM65 172V174H64ZM85 172V173H84ZM95 172V174H94ZM103 172V173H102ZM111 172V174H110ZM122 172V173H121ZM140 172V173H139ZM145 172V173H144ZM164 172V173H163ZM167 172V174H166ZM172 172V174H171ZM195 172V173H194ZM199 172V173H198ZM203 172V173H201ZM207 172V173H206ZM211 172V173H210ZM222 172V173H221ZM238 172V173H237ZM5 173V172H4ZM37 173V174H36ZM57 173V174H56ZM76 173V176L75 174ZM89 173H86V174H89ZM101 173V175L99 174ZM125 173V174H124ZM129 173V174H127ZM144 173V174H143ZM156 173V174H154ZM163 174V176L161 177V174ZM179 173V174H178ZM244 173V175H243ZM260 173V174H259ZM46 174V175H45ZM52 177H51V175ZM68 176H67V175ZM74 174V175H73ZM81 174L80 176H77ZM96 174H98L96 176ZM114 174V175H113ZM139 174V175H138ZM149 174V175H148ZM154 174V175H152ZM177 174V175H176ZM189 174V175H188ZM200 174V175H199ZM203 174H206V175H203ZM3 175V176H2ZM27 175V176H25ZM54 175H57L56 177H54ZM63 175V176H61ZM70 175V176H69ZM73 175V176H72ZM117 175V176H116ZM122 177H120V176ZM123 175V176H122ZM131 176L130 178L128 176ZM144 175V176H143ZM151 175V177H150ZM157 175V176H156ZM203 175V176H202ZM242 175V176H241ZM262 175V176H261ZM7 176V175H5ZM23 176V177H22ZM41 176V177H40ZM50 176V177H49ZM59 176V177H58ZM128 177L129 180H132L129 182V180L125 177ZM153 176V177H152ZM165 176V177H164ZM202 176V177H201ZM206 178H205V177ZM210 176V177H209ZM224 176V177H223ZM226 176V177H225ZM36 179H35V178ZM49 177V178H48ZM58 177V178H57ZM63 177V178H62ZM66 179H65V178ZM78 177V179L76 178ZM125 179H124V178ZM133 177V178H132ZM143 177V178H142ZM149 177V178H148ZM159 177V178H158ZM167 177V178H166ZM173 177V178H172ZM192 177V178H190ZM230 177V178H229ZM243 177V178H244ZM16 178V179H14ZM27 178V180L24 181V179ZM34 178V179H32ZM43 178H46V179H43ZM48 178V179H47ZM55 178V179H54ZM72 178V179H71ZM75 178V179H74ZM121 178V179H120ZM137 178V181L135 180ZM187 178V179H186ZM189 178V179H188ZM196 178V179H195ZM213 178V179H212ZM219 178V180H218ZM222 178V179H221ZM223 178H228V180L226 179H223ZM239 178V180L237 179ZM242 178V180H243ZM253 178V179H252ZM6 179V177H5ZM64 179V180H63ZM77 179V181H75ZM117 179V180H116ZM122 179H124V182L125 180L127 179L128 180V184H131L129 188H127L128 190L132 189V187L134 186V188L136 189H132V190H135V191H130L131 193H129L126 189L123 190L124 188V185H122ZM142 179V180H141ZM155 181H154V180ZM164 179V180H163ZM186 179V181L184 180ZM199 179V180H198ZM254 180V182L252 181L251 183H248L250 182V180ZM260 179V181H259ZM2 180V181H1ZM22 180V181H21ZM32 180V181H30ZM37 180V181H36ZM56 180V181H55ZM81 180V179H80ZM122 180V181H121ZM149 180V181H148ZM182 180H184L182 182ZM189 180V181H188ZM192 180V181H191ZM196 180V182H195ZM207 180V181H206ZM214 180V181H212ZM216 180V181H215ZM223 180V181H222ZM225 180V181H224ZM233 180V181H232ZM30 181V182H28ZM44 181V183H43ZM47 181V182H46ZM112 181V180H111ZM121 181V183H120ZM148 181V183H147ZM152 181V182H150ZM171 182L173 184V182L175 183H179L181 182V184H184V186L186 185L188 187V182H195L194 184H192V186L196 187V189L193 191L191 190L189 193H185L186 191H183L181 192L182 194H185V195H182V198L184 196H186L187 198L190 197V198H193L192 200L189 201V199L186 198V200L188 201H185V199H179L181 198V194L179 195L180 197L178 198V200H184V202H187V203H183L182 202L180 203L179 201L177 200H171V201H175L174 205H173V202H171L169 200L170 203H168V200H167V203L166 204L165 200H160L163 201L162 203H164V205L161 203H159V205L157 204L158 200H151L148 199L145 194H141V198L143 199H138L137 198V193L140 194V192H144V190L142 189H145V187H150V186H153L154 184H158V182ZM206 181V182H205ZM219 181V182H217ZM222 181V182H221ZM228 181V182H227ZM237 181V182H236ZM239 181V182H238ZM27 182V183H25ZM33 182V183H32ZM42 182V183H41ZM61 182V181H60ZM59 182V183H60ZM117 182V183H115ZM119 182V183H118ZM138 182V183H137ZM186 184H185V183ZM199 182V183H198ZM210 182V184H209ZM216 182V183H215ZM221 182V183H220ZM225 182V183H224ZM227 182V183H226ZM6 183V185H5ZM32 183V184H31ZM40 183V184H39ZM49 183V184H47ZM112 183V182H111ZM175 183V184H176ZM229 183V184H228ZM231 183V184H230ZM247 183V184H246ZM255 183V184H254ZM263 183V184H262ZM25 184V185H24ZM30 184V185H29ZM45 184V185H44ZM58 184V183H57ZM134 184V185H133ZM137 184V185H135ZM146 184V185H145ZM196 184V185H195ZM203 185L204 188H201V187H198V185ZM214 184V185H213ZM216 184V185H215ZM220 184V185H219ZM227 184V185H226ZM243 184V183H241ZM44 185V186H43ZM48 185V186H47ZM50 185H52V187H50ZM199 185V186H200ZM211 185V186H210ZM222 185V187H221ZM225 185V186H224ZM230 185H232L231 187H229ZM247 185V186H246ZM250 185V187H249ZM9 186H11L9 188ZM14 186V187H13ZM41 188H39V187ZM123 186V187H122ZM137 186V187H135ZM140 186V187H138ZM185 186V187H186ZM220 186V187H218ZM224 186V187H223ZM23 187V188H22ZM30 189H29V188ZM44 189H43V188ZM50 187V188H49ZM144 187V188H142ZM194 187V188H195ZM208 187V188H207ZM218 187V188H217ZM225 187H227L228 189H226ZM254 187V188H253ZM5 188V189H3ZM13 188V189H12ZM21 188V189H20ZM48 188V189H46ZM52 188V189H51ZM141 188V189H140ZM188 188H192L191 185L190 187ZM7 189V190H6ZM20 189V190H19ZM32 189V190H31ZM34 189V190H33ZM38 189V190H37ZM43 189V191H42ZM50 189V190H49ZM118 189V190H119ZM140 189V190H139ZM199 189V190H200ZM263 189V190H262ZM3 190V191H2ZM24 190V191H23ZM31 190V191H30ZM39 191V192H36V191ZM46 190V191H45ZM54 190V191H53ZM219 190V191H221ZM248 190V191H246ZM11 191V192H10ZM20 193H19V192ZM27 191V192H25ZM49 191V192H47ZM58 191V192H57ZM128 193H127V192ZM262 191V192H261ZM16 192V193H15ZM23 192V193H22ZM29 192H32L31 194L33 196L29 197L28 195H30ZM46 192V193H45ZM126 192V193H125ZM134 192L136 195H134ZM188 192V191H187ZM194 192V193H193ZM254 192V193H253ZM38 193V194H37ZM42 193V194H41ZM49 193V194H48ZM53 193H56V194H53ZM60 193V194H59ZM192 193V194H191ZM196 193V194H195ZM243 193V194H242ZM15 194V195H14ZM17 194V195H16ZM40 194V195H39ZM241 194V195H239ZM247 194V195H246ZM258 194V195H257ZM14 195V196H13ZM35 195V196H34ZM46 197H45V196ZM135 199L134 198V196ZM144 195V196H143ZM177 195V194H176ZM200 195V196H198ZM251 195V196H250ZM8 196V197H7ZM12 196V197H11ZM49 196V197H48ZM56 196V197H54ZM65 196V195H64ZM131 196H133L132 198H134V200H137L136 203L135 201L132 199L131 200ZM196 196V198H194ZM38 197H41V198H38ZM48 197V198H47ZM138 197H140L138 195ZM199 197V198H198ZM202 197V196H201ZM231 197V198H230ZM5 198V199H4ZM11 198V199H10ZM17 198V199H15ZM32 198V199H31ZM34 198V199H33ZM36 198V199H35ZM38 198V200H37ZM52 198V199H50ZM54 198V200H53ZM59 200V202L61 201V203H59L58 201H56L57 199ZM152 198V196H151ZM154 198V197H153ZM185 198V197H184ZM241 198V199H240ZM244 198V199H243ZM253 198V199H252ZM41 199V200H40ZM44 201H43V200ZM49 199V200H48ZM195 199V200H194ZM197 199V200H196ZM229 199V200H228ZM231 199V201H230ZM236 201V202H233V200ZM263 199V200H261ZM29 200V201H28ZM117 200V199H116ZM127 201L130 203V201ZM140 200V201H139ZM142 200V201H141ZM210 200V201H209ZM213 202H212V201ZM241 200V201H240ZM243 200V201H242ZM7 201V203H6ZM11 201V202H9ZM37 201V202H35ZM48 201V202H47ZM49 201H51L49 203ZM74 201V202H73ZM133 201V203H132ZM139 201V202H138ZM153 201H155L156 203H154ZM194 201V202H193ZM198 201V202H197ZM215 201V202H214ZM227 201V202H226ZM231 203H230V202ZM240 201V202H239ZM253 201V202H252ZM9 202V203H8ZM117 202V201H116ZM139 205H137L138 203ZM145 202V203H143ZM176 202H178L179 204H181L180 206L182 207V209L184 208V212H182V209L181 207L179 206V204H176ZM202 202V203H201ZM245 202V203H243ZM3 203V204H2ZM27 203V204H26ZM36 203V205H35ZM46 203V204H45ZM56 203V205H55ZM65 206H63V204ZM74 203V204H73ZM78 203V204H77ZM111 203H113L114 205H111ZM134 203L137 205H134ZM140 203H142L140 205ZM149 203V205H148ZM152 203V204H151ZM194 203V204H193ZM198 203V204H196ZM208 205V206H206ZM221 203V204H220ZM234 203V204H233ZM236 203V204H235ZM241 203V204H240ZM249 203V205H247ZM24 204H25V207H24ZM48 204V205H47ZM50 204V205H49ZM59 204V205H58ZM61 204V205H60ZM68 204V205H67ZM72 204V205H71ZM77 204V205H76ZM80 204V205H79ZM100 204V203H99ZM118 204V205H117ZM133 204V205H132ZM144 204V205H143ZM157 204V206L155 205ZM186 204V205H185ZM190 204V205H189ZM196 205L195 207L193 205ZM224 204V206L222 205ZM240 204V205H239ZM2 205V206H1ZM40 205V206H39ZM54 205V206H52ZM79 205V206H78ZM116 205V206H115ZM127 205V206H126ZM146 205V206H145ZM161 205V206H160ZM168 205V206H167ZM175 205H178L175 207ZM184 205V206H182ZM199 205V206H198ZM226 205V206H225ZM239 205V206H238ZM243 205V206H242ZM20 206V207H18ZM100 206V205H99ZM106 206V207H105ZM108 206V207H107ZM126 206V207H125ZM140 206V207H139ZM144 206V207H143ZM156 206V207H155ZM166 206V208H165ZM172 206L174 207V209L172 208ZM200 206L201 209H200ZM228 206V207H227ZM236 206V207H235ZM247 206V207H246ZM17 207V208H16ZM24 207V208H23ZM39 207V208H38ZM45 207V208H44ZM47 207V208H46ZM57 207V208H55ZM59 207V208H58ZM62 207V208H61ZM72 207V208H71ZM103 207V208H102ZM104 207H105V210H104ZM111 209H110V208ZM114 207V208H113ZM120 207V208H121ZM164 207V208H163ZM226 207V209H224ZM240 207V208H239ZM242 207L244 209H242ZM21 208V209H20ZM34 208V209H33ZM49 208V209H48ZM61 208V210H60ZM66 208V209H64ZM79 208V209H78ZM160 208V209H158ZM172 208V210L170 209ZM186 208V209H185ZM188 208V210H187ZM192 208V209H191ZM195 208V209H194ZM197 208V209H196ZM199 208V209H198ZM235 208H237L236 211ZM23 209V211H22ZM27 211H26V210ZM52 209V210H51ZM54 209V210H53ZM58 209V210H57ZM83 209V210H82ZM113 209V210H112ZM162 209V210H161ZM170 209V210H169ZM223 209V210H222ZM253 209V210H252ZM255 209V210H254ZM257 209V210H256ZM31 210V211H30ZM45 210V211H44ZM49 210V211H48ZM65 210V212H64ZM127 210H125V212L127 213ZM161 210V211H160ZM174 210V211H173ZM176 210V211H175ZM195 210V211H194ZM40 211V212H39ZM54 211V212H53ZM71 211V212H70ZM81 211V212H80ZM88 211V212H87ZM159 211V212H158ZM163 211H164V214H163ZM168 211V212H166ZM173 211V212H171ZM181 211V212H180ZM189 213H187V212ZM192 214H191V212ZM196 211H198V215L195 213ZM257 211V213H256ZM259 211V212H258ZM15 212H16V216H15ZM23 212V213H22ZM37 212V213H36ZM56 212V213H55ZM61 212V213H60ZM69 212V213H68ZM76 212V213H75ZM91 214H90V213ZM112 212V213H111ZM140 212V213H139ZM144 212V213H143ZM162 212V214H161ZM194 212V213H193ZM222 212V213H221ZM225 214H224V213ZM227 212V213H226ZM231 212V214H230ZM236 212V213H235ZM240 212V213H239ZM244 212H247V213H244ZM255 212V213H254ZM13 213V214H12ZM26 213V214H24ZM43 213L45 214L43 218V220L40 222L39 221V218L40 216L42 215L43 216ZM50 213V214H49ZM54 213V214H53ZM64 213V214H63ZM66 213V214H65ZM68 213V214H67ZM72 213V214H71ZM113 215H111V214ZM137 213V215H136ZM143 213V214H142ZM168 214V215H165V214ZM174 215H172V214ZM219 213V214H218ZM243 213V214H242ZM254 213V214H253ZM259 213V214H258ZM36 214V215H35ZM48 214V215H47ZM53 214V215H51ZM75 214V216H74ZM83 214H86L85 216ZM90 214V215H88ZM110 214V215H109ZM143 216H141V215ZM176 214V215H175ZM178 214V215H177ZM179 214H182V215H179ZM185 214H187L185 216ZM243 215V216H240V215ZM27 215V216H26ZM58 215V216H57ZM69 215V216H68ZM78 215V216H77ZM81 215L83 217H81ZM109 215V217H108ZM138 215H140L139 217H137ZM159 215V218H157ZM172 215V216H171ZM190 215V216H189ZM238 215V216H237ZM252 215V216H251ZM257 215V216H255ZM12 216V217H11ZM15 216V217H14ZM20 218H19V217ZM36 216V217H35ZM41 216V217H42ZM48 217V220H47V217ZM65 216V217H63ZM88 216H92V217H88ZM99 216V217H98ZM165 216V217H164ZM170 216V217H169ZM176 216V217H175ZM182 216V218H181ZM184 216V218H183ZM189 216V218H188ZM201 220H200V218ZM22 217V218H21ZM80 217V219H79ZM89 219H88V218ZM98 217V218H97ZM101 217V218H102ZM108 217V218H107ZM162 217V218H160ZM180 217V219H179ZM239 217V218H238ZM253 219H252V218ZM3 218V219H2ZM5 218V219H4ZM54 218V219H53ZM58 218V219H57ZM88 220H87V219ZM95 218V219H94ZM138 218V219H137ZM140 218V219H141ZM172 218V220H171ZM178 218V219H177ZM196 218V219H195ZM27 219V220H26ZM42 218H40L41 220ZM44 219H45V222H44ZM63 219V220H62ZM66 219V220H65ZM70 219V222H68V220ZM86 219V220H85ZM93 219V221H92ZM113 219V220H112ZM132 219V218H131ZM11 220V221H10ZM26 220V222H25ZM51 220V221H50ZM54 222H53V221ZM59 220V221H57ZM65 220V221H64ZM81 220V221H80ZM108 220V221H107ZM177 220V222H175ZM180 220V221H178ZM198 220V221H197ZM256 220H259V223L258 221ZM2 221V222H1ZM4 221V222H3ZM6 221V222H5ZM13 221V222H12ZM56 221V222H55ZM84 221V222H82ZM89 221H90V224H89ZM203 221V222H202ZM10 222V223H9ZM24 224H23V223ZM28 222V223H27ZM34 222V223H32ZM39 224H38V223ZM51 222V223H50ZM64 222L62 225L61 223ZM68 222V223H67ZM73 222H76V223H73ZM78 222V223H77ZM93 222V223H92ZM107 222V223H106ZM201 222V223H200ZM4 224L2 226V224ZM9 223V224H7ZM39 228L37 227L38 225ZM41 223V224H40ZM45 223V224H44ZM50 223L51 226H48V224ZM58 223V224H57ZM109 222V224H111ZM175 223V225L173 224ZM177 223V224H176ZM203 223V225H202ZM205 223V224H204ZM32 224V225H31ZM72 224V225H71ZM76 224V225H75ZM87 224V225H86ZM162 224V222H161ZM7 225V226H6ZM36 225V227H35ZM46 225V226H45ZM53 225V226H52ZM80 225V226H79ZM84 227H82V226ZM94 225V224H93ZM92 225V226H93ZM178 225V226H177ZM207 228H206V226ZM6 228H5V227ZM30 226V227H29ZM34 226V227H33ZM44 227L43 229H46L49 231V229H51L49 232L50 234L53 235V238L55 239V236H61V239L62 241H65L64 244L63 242H61L67 249L68 251H72L70 254L68 251L66 250H60L58 247L57 249L54 248V251H50V249L53 250V246H56V244H53V242L51 244H48V242H44V237L43 239L42 236H41V232L43 231L42 230V227ZM60 226V227H59ZM67 226V228L69 229H65ZM73 229L71 228V227ZM79 226V227H78ZM176 226V227H175ZM185 229H184V227ZM202 226V227H201ZM2 227V228H1ZM18 227V228H17ZM53 227V228H52ZM57 227V229L55 228ZM65 227V228H63ZM82 227V228H81ZM88 227V228H87ZM173 227H175L173 229ZM14 228H17L18 230H15ZM27 228V229H26ZM29 228V229H28ZM38 228V229H37ZM55 228L56 231H59V232H55V230H53ZM60 228V229H59ZM78 228V230L76 231V229ZM90 228V229H89ZM106 228V227H105ZM171 228V229H170ZM181 228V229H179ZM187 228V229H186ZM204 228V229H203ZM206 228V229H205ZM59 229V230H58ZM61 229H64V230H61ZM176 230L177 229V232L175 231H171V230ZM24 230V231H23ZM30 230V231H29ZM32 230V231H31ZM42 230V231H41ZM68 232H67V231ZM73 230V231H72ZM80 230V231H79ZM166 232H165V231ZM169 230V232L167 231ZM181 231L182 233H180L179 231ZM188 230V231H186ZM190 230V231H189ZM192 230V232H191ZM201 230H205L204 231H201ZM20 231V232H19ZM63 231V232H62ZM66 231V232H65ZM70 231V232H69ZM186 231V232H185ZM38 236H37V234ZM39 232V233H38ZM61 232V233H60ZM168 232V233H167ZM14 233V234H13ZM22 233V234H21ZM55 233V235H54ZM56 233L58 235H56ZM69 234V237L68 235L66 234ZM13 234V235H12ZM33 234V235H31ZM36 234V235H35ZM40 234V235H39ZM44 234V232L42 233ZM62 234V235H61ZM65 234V235H64ZM75 237V239L73 238V243H70L72 242V237ZM77 236H76V235ZM90 234V236H89ZM154 234V235H153ZM160 234V235H159ZM176 234V235H174ZM16 235H18L16 237ZM158 235V238L157 236ZM169 238H168V236ZM21 236V238H20ZM24 236V237H23ZM33 236V238H32ZM37 236V238H36ZM63 236H64V239H63ZM66 236V238H65ZM144 236V237H145ZM148 236V237H147ZM162 236V237H161ZM167 236L168 239H165V237ZM16 237V238H15ZM26 237V238H25ZM35 237V238H34ZM41 237V238H39ZM58 237L59 240H61L60 238ZM87 237V238H88ZM143 237V236H142ZM164 237V238H163ZM7 238H9L10 240H8ZM39 238V239H38ZM46 238V237H45ZM157 238V239H156ZM160 238V239H159ZM15 239V240H13ZM18 239V240H17ZM21 239V240H20ZM28 239V241H27ZM30 239V240H29ZM43 240V244L42 241H40L41 243H39L38 241L39 240ZM69 239V241H68ZM80 239V238H79ZM140 239V240H139ZM150 239V241L148 242V240ZM165 239V241H163ZM171 239V240H170ZM13 240V241H12ZM18 242H17V241ZM33 240V241H32ZM38 240V241H37ZM47 240V238H46ZM45 240V241H46ZM59 240H55V241H59ZM78 240V242H76ZM162 240V241H161ZM12 243H11V242ZM17 244H15V242ZM25 243H24V242ZM75 241V242H74ZM93 241V240H92ZM146 241V242H144ZM22 242V243H21ZM29 242H34V243H30L28 244L29 246H27V243ZM38 242V244H36ZM96 242V240H95ZM142 242V243H141ZM6 243V244H5ZM21 246H20V244ZM77 243V244H76ZM140 245H139V244ZM11 244V245H10ZM14 244V245H13ZM23 244V245H22ZM70 244H73V245H70ZM79 244V245H78ZM143 244V245H142ZM32 245V246H31ZM35 248L37 246H41L38 247V250L34 249V246ZM137 245V246H136ZM188 245V247H187ZM11 246V247H10ZM23 246V247H22ZM29 248H27V247ZM5 247V248H4ZM13 247V249H12ZM26 247V248H25ZM82 247V248H81ZM11 248V249H9ZM25 248V249H24ZM31 248V249H30ZM43 248H48L47 250L49 252H51L52 256L53 254L55 253L56 254V251H61L60 253H58V255L60 254L62 260L60 259H55V256L54 258L51 256V258L47 257L50 253H48L47 255V252H43L45 251ZM85 248V249H83ZM9 249V250H8ZM30 249V250H29ZM59 249V250H58ZM70 249V250H69ZM80 249V251H79ZM82 249V251H81ZM6 250V251H5ZM29 250V251H28ZM40 250V251H39ZM132 250V251H131ZM38 251V252H36ZM77 251V252H76ZM135 251V252H134ZM15 252L17 254H15ZM34 252V253H33ZM82 252V253H81ZM46 253V254H45ZM74 253H76L74 255ZM78 253V255H77ZM80 253V254H79ZM0 255V264H5L3 262H5L6 258L4 257V255ZM11 254V252H10ZM45 254V255H43ZM72 254V255H71ZM82 254V255H81ZM85 254V255H84ZM30 255V256H29ZM63 255V256H62ZM84 255V256H83ZM90 255V256H89ZM93 255V256H91ZM134 255V256H133ZM80 256H81V259H80ZM136 256V258H135ZM14 257V258H15ZM58 257V256H57ZM85 257V258H84ZM90 257V258H89ZM4 258V259H3ZM31 258V259H30ZM59 258V257H58ZM65 258V259H64ZM69 258V259H67ZM94 258V260H93ZM17 259V258H16ZM28 259V261H27ZM50 259V260H49ZM56 261H55V260ZM67 259V260H66ZM84 259L86 261H84ZM90 259V260H89ZM96 259V260H95ZM128 261V262H126ZM133 259V260H132ZM20 260V261H19ZM54 260V261H52ZM58 260V261H57ZM98 260V261H97ZM130 260V261H129ZM46 261V262H45ZM54 263H52V262ZM91 261V262H90ZM104 261V262H103ZM118 261V262H117ZM124 261V263H123ZM59 262V263H58ZM71 262V263H70ZM73 262V263H72ZM103 262V263H102ZM117 262V263H116ZM131 262V263H130ZM136 262V263H135ZM7 264V262H6Z\"/></svg>","mask_w":264,"mask_h":264},{"label":"bare ground","instance_id":"bare-ground-1","mask_svg":"<svg viewBox=\"0 0 264 264\" xmlns=\"http://www.w3.org/2000/svg\"><path fill=\"white\" fill-rule=\"evenodd\" d=\"M137 1V0H136ZM161 1V0H160ZM132 2V0H130V2L128 1V4L130 5V3ZM133 2H135V0H133ZM132 2V3H133ZM165 3V2H164ZM224 3H226V5L225 6H222L221 8H220V6H218L219 8H220V10L218 11V9H213V7H212V9H211V7H209L208 8V10L207 11H205V9H207V8H202L201 10H199L198 11V13L196 12V15L195 16H199V14L200 13H202V14H200V16L201 17H203V18H205L204 17V15H203V13H205V15L207 14V13H209L208 14V16L209 15H214V13H215V15H214V17H212V16H209L208 18L210 19V21L213 19V21L212 22H209L208 23V21L206 22V23H203V22H205L206 21V19H204V21L201 19V20H198L199 22H197V23H199L198 25H192V23L194 24H196V22H193V20H194V18H193V20H192V23H190L189 25H188V22L186 21L185 23H187V26L185 25V24H183V25H185V27L184 28H181L183 25H181V22H184V20H186V18L183 20V17L182 18H179V19H181V20H183V21H181V20H178V23H180V25H181V27L180 26H175L173 29H175V31H174V33H173V30L171 29L174 25H176V24H174V25H172L173 23H172V21H173V19H176L175 17H174V15L176 14H171L172 12L174 13V12H176V11H174V10H172V8L170 7L171 5H169L168 6V8H167V12H170V10H172L170 13H169V15H173V19H172V17L170 16V20H169V24H171L172 26H171V28H167L166 26H168V27H170V25L169 24H165L164 23V25L165 26H161V23L159 24L162 28L164 27H166L164 30H166V31H168L169 29H171L172 30V35L171 34H169V35H167L168 33H169V31H168V33L167 32H163V36L167 39L166 41H168V40H170V41H168V42H170V44L171 45H175L176 44V48L177 47H179L178 45H180V44H182L181 42L183 41V45H185V43L186 42H190V43H187V44H191V43H193V44H191L190 46L189 45H187V47L186 46H183V48H182V45H180V47L182 48L181 50L184 52V50L185 51H187V48L188 47H191L192 45L196 48H198V46L200 45V43L199 42H201L202 40L201 39H203L204 40V42H206V40H207V38L206 37H208V40H210V39H215V38H217L218 40H217V42L222 38V37H224V36H226L225 34H224V32H226V33H228V35L230 36V35H232L233 34V36H234V33H230L229 34V31L231 30L230 28H232L233 27V25H231V27L230 26H227V25H230L229 23H227L226 24V21H227V19L225 20V19H223L222 18V15H223V17H224V14H226V13H229V14H239V13H257L258 14V16L256 17V18H258L259 16H261V13L263 14L264 13V0H224ZM1 4H3V3H0V5ZM159 4V5H158ZM157 4V8L156 7H153V9L151 10L153 13H155L156 12V14H158L157 12H164L165 14H167L168 15V13H166V7H167V5L168 4H162L161 5V2H159ZM235 4L237 5V6H235ZM132 5V7L133 6H135L136 7V5L135 4H131ZM130 5V6H131ZM7 6V5H6ZM127 6V5H126ZM124 6L123 5V7L125 8V9H128V11L130 10H132L133 8L132 7H130V8H128L129 6ZM165 6V7H164ZM2 7V6H1ZM79 7H81V6H79ZM77 8V10H75V8H73L72 10H75V11H77L78 12V15H79V13L81 12V14H80V17H78V18H75L76 16H71V18H66V19H63L64 18V14L63 15H59V18L57 17V16H55L56 18H54V17H52L53 18V20L54 19H57V20H55V21H57L56 23H55V21H54V23L55 24H53V20L51 21H48L49 23L50 22H52V24H51V26H53V28L55 29H58V27H62L63 29H66V35H64V36H62L61 38L64 40V41H68V44L71 42H73V46H72V44L70 43L69 45H71L70 47V49H72V50H68V51H71V54L73 53V55H74V57L75 58H77V60H78V62H80V63H82L84 66L85 65H88V67H96L97 68V66H98V64L99 63H101V64H103V62H104V64H106V62L109 64V62H113L112 64H117V66H118V64H119V60H117V58H116V60L115 59H113L114 57H113V55L115 56V52H116V49L118 48V50L120 51V49H123V48H127V47H129V45H132V46H136L135 44L136 43H139L140 41L139 40H141V42L143 41L144 42V39L142 40V39H138V38H135L134 39V37H136V36H134L133 35V32L134 31H132L133 30V28L132 27H137V24H138V28L140 29H145L146 30V27L147 28H149L148 26H146L147 24H145V26L146 27H143V23L141 24L140 22H139V18L137 17V16H141V14L139 15V14H137V16L135 15H133L136 19H134V17H133V19L134 20H130L131 19V14H133V10L130 12H128L129 13V15L126 13V15H128L127 17H129L128 19L130 20V21H128V22H125V23H122V21L124 22V19H125V15H123L125 12H127L126 10H124V11H122L123 10V8L121 9L120 7H119V9H116L117 10V13H115V14H117V15H119L118 13V10L119 11H121V12H124L123 14H121V12H120V14L121 15H123L124 16V19H123V17H121V20L118 18V17H120L121 15H119V16H117V18H114V21L112 20V18L111 19H109L110 18V15L112 14V13H114V10L112 11V10H110V9H98V8H95V9H90L91 7H90V5H88L87 6V10L86 9H83L82 11H80L79 9H82L83 7H81V8ZM89 7V8H88ZM134 7V14H136V8ZM137 7H139V8H137V9H139L137 12L138 13H143L144 12V14H143V18H144V15H146V17L148 18V16H147V14H149L148 13V10L150 9V8H147V7H145V6H138L137 5ZM142 7H144V9L146 8V12H147V14H145V11H142L143 9H142ZM169 7L171 8V9H169ZM2 8H4V7H2ZM94 8V7H93ZM155 8V9H154ZM26 9V8H25ZM88 9H90V10H88ZM140 9H142L141 10V12H140ZM163 9H164V11H163ZM169 9V10H168ZM66 10V9H65ZM72 10H68V12H71ZM116 10H115V12H116ZM176 10V9H175ZM212 11V10H217L216 12L215 11H212V12H210V11ZM225 12H224V11ZM26 11V10H25ZM71 12L70 13V15H73V13L75 14L76 12ZM84 11V12H83ZM179 10L177 9V12H178ZM200 11H202V12H200ZM209 11V12H208ZM223 11V14H221V12ZM227 11V12H226ZM6 12V11H5ZM30 12V11H29ZM32 12V11H31ZM68 12L67 11H65V14L69 17L70 15H68ZM82 12L83 13H85L84 15L82 14ZM149 12H150V10H149ZM150 13L151 15L153 14V13ZM200 12V13H199ZM35 13V12H34ZM43 13V12H42ZM48 13V12H47ZM64 13V12H63ZM88 13H90V14H88ZM131 13V14H130ZM164 13L162 14V13H160L161 15H164ZM179 13L181 14L182 13V11H179L178 12V16H179ZM19 14H22V13H19ZM38 14H39V12H38ZM55 14V13H54ZM58 14V13H57ZM86 14H88V15H86ZM195 14V13H194ZM45 15V14H44ZM76 15H77V13H76ZM77 15V16H78ZM81 15H83L82 17H81ZM94 16V15H96L98 18H96V16H95V20L97 19V21H102V20H105L104 22H106V20L108 21V19L109 20H111L112 21V23H110V22H107L110 26L111 25H114L113 23H119V22H121V23H119L118 25L121 27L122 25H126V27L124 28V27H121V28H119V26L117 27V24H115V26H111V27H109L107 24H104L103 23V21L101 22V23H103V26L101 25V23H99V24H97L96 25V21H94V18H92V16ZM150 15V16H151ZM159 15V14H158ZM161 15L159 16V18L161 17ZM177 15V14H176ZM183 15H185V13H183ZM182 14H181V16H183ZM61 16H63V18L61 19L60 17ZM85 16H87V17H85ZM103 17L104 19H101L100 20V17ZM108 18V19H106V17ZM131 16V17H130ZM153 16V15H152ZM151 16V17H152ZM157 16V15H156ZM155 16V17H156ZM165 16V15H164ZM188 16V15H187ZM200 16H199V19H200ZM215 16H216V18H215ZM8 17H10V16H8ZM16 17V16H15ZM19 17V16H18ZM23 17V16H22ZM35 17V16H34ZM142 17V16H141ZM207 17V16H206ZM7 18V17H6ZM14 18V17H13ZM12 18V19H13ZM21 18V17H20ZM44 18V17H43ZM51 18V19H52ZM72 18H74V19H72ZM162 18V17H161ZM167 18V19H168ZM207 18V19H208ZM215 18V19H214ZM256 18L254 19V21H256ZM9 19V18H8ZM16 19V18H15ZM116 19V20H115ZM138 19V23L136 22V20ZM164 19V18H163ZM197 19V18H196ZM263 19H264V17H263ZM21 20V19H20ZM117 20H119V21H117ZM126 20H127V18H126ZM188 21H189V19H187ZM259 20V19H258ZM261 20V19H260ZM16 21V20H15ZM19 21V20H18ZM116 21V22H115ZM142 21L144 22V20L142 19ZM146 22H147V20H145ZM149 21V20H148ZM159 21H161V20H159ZM174 21H176V20H174ZM179 21H181V22H179ZM202 21V22H201ZM229 21V20H228ZM262 21V20H261ZM259 22V23H261V25H259L258 24V21H256V24L254 25L255 27H257L258 25V29L259 30H257V29H255V30H257L258 32L257 33H259L260 34V31H261V29H260V27L261 26H263L262 25V22L264 21H262V22ZM14 22V21H13ZM48 22L47 23H45V24H43L42 26L44 27L46 24L50 27V30L52 31V28H51V26H50V24H48ZM150 22V21H149ZM165 22V21H164ZM200 22H201V24H200ZM95 23V24H94ZM135 23H137V24H135ZM145 23V22H144ZM148 23V22H147ZM177 23V25H179ZM231 23V22H230ZM232 23H234V21L232 22ZM264 23V22H263ZM122 24V25H121ZM134 26H133V25ZM235 24L237 25H234V27L236 26V29H238V27H240V28H244V25H243V27H241V26H239L238 25V23H237V21L235 22ZM240 24V23H239ZM31 25V24H30ZM46 25V26H47ZM57 27H56V26ZM132 25V27H131V31H129V29H130V26ZM149 25V24H148ZM159 25H158V27L155 29V30H153L152 31V29H150V30H146V34H147V32L149 33V31H150V33H151V31H152V33L151 34H153V35H151L150 36V38L152 37L153 38V40L152 39H148L149 37V35L148 36H146V35H144V37L146 36V37H148L147 39L148 40H150V41H152V42H155L156 40H158V42H157V44H156V42H155V44H156V46L157 45H159L161 42H163V40H164V37H163V40H162V38H161V33H162V28L161 27H159ZM241 25V24H240ZM252 25V26H253ZM65 26H66V28H65ZM157 26V25H156ZM251 26V27H252ZM254 26H253V29H254ZM134 28V30H137L138 28ZM177 27H180V28H177ZM233 27V28H234ZM264 27V26H263ZM40 28V27H39ZM46 28H48V27H46ZM45 27L43 28V29H45V30H48V29H46ZM115 28L117 29V30H115ZM122 28H124V29H122ZM153 28H155V26L153 27ZM159 28V29H158ZM177 28V29H176ZM248 26H246V32H244V33H246L247 34V36H242V37H246V38H248V33L249 32H247V30L250 28H248ZM262 28V27H261ZM34 29V28H33ZM41 29V28H40ZM53 29V33H54V30ZM119 29H121V30H119ZM126 29V30H125ZM159 30L160 31V33H159V31H156V30ZM227 29H230L229 31H227ZM235 29V28H234ZM251 29V30H250ZM248 31H250V33L252 34V28H250ZM170 30V31H171ZM226 30V31H225ZM233 30V29H232ZM263 30V29H262ZM37 31V29L35 30V32ZM64 32H65V30H63ZM234 31V30H233ZM233 31H231V32H233ZM245 31V30H244ZM31 32V31H30ZM35 32H33V33H35ZM48 32H50V31H47V33ZM105 32H106V34H105ZM107 32H108V36H107ZM129 32V33H128ZM131 32H132V34H131ZM144 32V31H143ZM156 32V33H155ZM263 32V33H262ZM261 32V34L263 35L264 34V30ZM19 33V32H18ZM37 33V32H36ZM135 33H138V31L136 32L135 31ZM140 33H141V31H140ZM145 33V32H144ZM143 33V34H144ZM157 33H159L160 35H158ZM185 35H184V34ZM208 33H211V34H208ZM249 33V34H250ZM257 34L255 31H253V34ZM31 34V33H30ZM49 34V33H48ZM51 32H50V36H51ZM128 34V35H127ZM142 34V35H143ZM164 34H166V35H164ZM203 34H205V35H203ZM245 34V35H246ZM249 35V39H252L253 37H260V35L258 34V35H255V36H253V35ZM104 35V36H103ZM134 37H133V36ZM136 35V34H135ZM139 35V34H138ZM141 35V34H140ZM158 35V36H157ZM212 35V36H211ZM224 35V36H223ZM227 35V36H228ZM236 35H238V34H236ZM49 36V37H50ZM53 36H54V34H53ZM53 36L51 37V38H53ZM65 36H69L70 38H71V40H70V42H69V39L70 38H67V37H65ZM131 36V37H130ZM226 36V37H227ZM228 36V37H229ZM250 36H251V38H250ZM65 37V38H64ZM122 38V41H121V38ZM138 37V36H137ZM237 37V36H236ZM242 37H241V39H242ZM259 37H258V41H259V43L257 42V41H255V40H257L256 38L253 40V41H255L256 43H257V45H254V44H256L255 42L253 43V41L252 42H250L249 41V44H251L250 46L251 47H249V44H248V46L247 47H249V49L247 48V50L245 49V58H247L248 57V60H247V62H249V64H247V63H245V64H242V62H241V64H242V66H239L238 68V70H240V67H241V72L239 71V73H241V74H238V77L241 79L242 77H246V76H248L250 73H251V71H253L252 69H254V67H253V65L250 63V61H249V59H255L254 61H256V63H258L259 64V62L261 63V62H264V45L263 46H261L262 45V43H264L263 41H261L262 39H264V38H261V37H264V36H261L260 38L261 39H259ZM55 38V37H54ZM60 38V40L62 41V39ZM120 38V41L121 42H123V44L121 45V43H120V41H118L117 43H116V45H114L115 43L113 42V41H117L118 39ZM132 38L134 39V40H136V43L135 42H133V40H132ZM139 38H141V36H139ZM238 38V37H237ZM246 38H243L244 40L246 39ZM45 39H46V37H45ZM57 39V38H56ZM55 39V40H56ZM67 39V40H66ZM131 39V40H130ZM147 39H145V42L147 41ZM155 39V40H154ZM206 39V40H205ZM228 39V38H227ZM227 39L226 38H222V40L221 41H224V40H226L227 41ZM243 39H242V41H243ZM249 39H246V41H248ZM128 40V41H127ZM138 40V41H137ZM162 40V41H161ZM172 40H181V42H178V41H175L176 43H172ZM198 40H200L199 42H198ZM129 41H132V43L130 44L129 43ZM159 41H160V43H159ZM195 41H197V42H195ZM211 42H212V40H210ZM221 41H219V42H221ZM241 41V42H242ZM53 42V41H52ZM109 42H110V45H109ZM114 43L112 46H111V43ZM127 42V47H123V45H125L126 46V44H124V43H126ZM140 42V43H141ZM165 42V41H164ZM194 42H195V45H194ZM201 43V44H205V43ZM215 42V41H214ZM262 42V43H261ZM11 43V42H10ZM135 43V44H134ZM167 43V42H166ZM177 43H180V44H178L177 45ZM225 43H228V42H225ZM246 43V42H245ZM248 43V42H247ZM9 44V43H8ZM12 44V43H11ZM146 44V43H145ZM154 44V43H153ZM161 44H163V43H161ZM161 44H160V46H161ZM169 44V43H168ZM169 44V45H170ZM206 44H209V41H207L206 42ZM259 44H261L260 45V47H258V45ZM138 45V44H137ZM147 45H149V44H147ZM167 45V44H166ZM171 45L170 46H168L169 48H172L171 47ZM173 45V46H174ZM197 45V46H196ZM115 46V47H114ZM119 46H121V47H119ZM192 46V47H193ZM202 46L203 45H201V49H204L205 51H207L205 48L207 47V45H205L203 48H202ZM255 46V47H254ZM78 47V48H77ZM138 47V46H137ZM158 47V46H157ZM161 47H163V45L161 46ZM166 47V46H165ZM168 47H166V48H168ZM186 47V49H184ZM257 47V48H256ZM77 48V49H76ZM120 48V49H119ZM131 48V47H130ZM175 48V49H176ZM253 48H256V49H253ZM161 49V48H160ZM164 49V48H163ZM175 49H174V52H175ZM180 49V48H179ZM184 49V50H183ZM192 49V48H191ZM198 49H200V46H199V48ZM200 49V50H201ZM207 49H208V47H207ZM113 50H115V52L113 51ZM169 50V49H168ZM173 50V49H172ZM171 50V51H172ZM177 50V49H176ZM193 50V49H192ZM204 50H202V52L204 51ZM170 51V50H169ZM182 51H180V52H178V50H177V52L178 53H181V55L180 56H182L183 55V52ZM189 51H190V48H189ZM196 51V50H195ZM195 51H193V55H194V52ZM199 51V50H198ZM44 52V51H43ZM114 52V53H113ZM134 52V51H133ZM174 52H173V54H174ZM201 52V53H202ZM209 52V53H208ZM208 52H206V53H208V55H214L215 53L213 52V54L211 53L212 51H209L208 50ZM113 53V54H112ZM120 53H122V52H120ZM186 53V52H185ZM184 53V54H185ZM187 53H188V51H187ZM187 53L185 54L186 56H187ZM195 53H197V51L195 52ZM199 53V52H198ZM197 53V57H199V54ZM200 53V54H201ZM205 52H203V55L204 56H206L205 54H204ZM211 53V54H210ZM118 54V53H117ZM123 54V53H122ZM121 54V55H122ZM177 54V53H176ZM189 54V56H187V57H192V52H190V53H188ZM217 54V53H216ZM215 54V55H216ZM119 55V54H118ZM117 55V57H119ZM185 55H184V57H185ZM191 55V56H190ZM203 55H201V56H203ZM200 56V57H201ZM93 57V58H92ZM97 57H98V59L100 60L101 59V57H102V61H99L98 59H97ZM125 57V56H124ZM144 57V56H143ZM194 57V56H193ZM195 57H196V54H195ZM112 58V59H111ZM183 58V57H182ZM111 59V60H110ZM112 60H114V61H116V63H114V61H112ZM122 60H123V58H122ZM121 60V61H122ZM140 60V59H139ZM126 61V60H125ZM133 61H135V58H134V60ZM149 60H147V62H148ZM118 62V63H117ZM146 62V60H145V63H147ZM252 62V61H251ZM121 63V62H120ZM253 63V62H252ZM81 64V65H82ZM140 64V63H139ZM151 64V61L148 63V65H149V67L151 66L150 65ZM241 64H238V65H241ZM89 65H91V66H89ZM95 65V66H94ZM97 65V66H96ZM109 65H111V64H109ZM123 65V64H122ZM144 65V64H143ZM146 65V64H145ZM148 65H146V66H148ZM234 66L236 65V64H233ZM237 65V66H238ZM254 65H255V63H254ZM112 66V65H111ZM136 67H138V65H135ZM257 66V65H256ZM261 66V65H260ZM87 67V66H86ZM99 67H100V64H99ZM107 67H109L108 65H107ZM121 67V66H120ZM133 67H134V65H133ZM259 67V66H258ZM93 68V69H94ZM117 68V67H116ZM119 68V67H118ZM125 68H128V66L127 67H125ZM131 68V67H130ZM143 68V67H142ZM145 68V67H144ZM152 68V67H151ZM150 68V69H151ZM154 68V67H153ZM161 68V67H160ZM163 68V67H162ZM165 68V67H164ZM163 68V69H164ZM257 68V67H256ZM260 68V67H259ZM121 69V68H120ZM146 69V68H145ZM149 69V68H148ZM147 69V70H148ZM258 69V68H257ZM256 69V70H257ZM262 69V67L260 68V70ZM135 70V69H134ZM146 70V71H147ZM152 70V69H151ZM192 70H194L193 68H192ZM234 70V69H233ZM237 70V69H236ZM259 70V69H258ZM257 70V71H258ZM150 71V70H149ZM191 71V70H190ZM257 71H255V72H257ZM148 72V71H147ZM151 72V71H150ZM158 72L160 73V71H157V74H158ZM235 72V71H234ZM259 72V71H258ZM136 73V72H135ZM152 73V72H151ZM154 73V72H153ZM156 73V72H155ZM133 74V73H132ZM149 75H150V73H148ZM161 74V73H160ZM237 74V73H236ZM141 75H143L142 73H141ZM152 75V74H151ZM251 75V74H250ZM133 76V75H132ZM153 76V75H152ZM163 76H166V75H163ZM173 75H171V77H172ZM175 76V77H174ZM173 76V78H169L170 77V75H169V77L167 78L166 77V80L168 81V79H169V81H171L172 79L173 80H175V82H173V84H168V83H172V81L171 82H168L167 83V81H166V83L167 84H165L164 85V81H163V79L161 80V81H163L162 83H163V85L162 84H157V85H159V87L158 88H156L158 91H156V92H152L153 94L151 95L152 97L151 98H153L154 100H157L158 102L160 101V102H163V101H165V102H168L169 103V101H170V103H171V100L172 99H174V100H172L173 102H175V104H176V98L177 99H181V98H186V96H189L188 97V100H189V98H190V100L192 99V98H195V96H196V94H192L191 92H186V89L188 90V89H190L189 87H191L192 89H195V88H199V87H202V88H204V86L206 85H208L207 84V82L206 81H204V79H203V82H201V83H199V81H202V80H197L198 81V83L199 84H201V85H198L197 84V81L196 80H193L192 78H190V77H188L190 80L192 79L193 80V82L195 81L196 82V84L195 83H193L192 82V80L189 82V83H187L188 82V79L187 78H185V77H183V78H181V76L180 77H178V75L176 76V75H174ZM235 76V75H234ZM252 76L253 75H251L250 77L252 78ZM236 77V76H235ZM234 77V78H235ZM255 77H257V76H255ZM162 78V77H161ZM177 78V79H176ZM182 79V80H180V79ZM185 78V79H184ZM237 78V77H236ZM251 78L249 79V82H245V81H243V82H245V84H238V86H235L237 89L239 88L240 90H241V88H250L251 86L253 87V88H258L259 90L260 89H262V90H264V76H262V77H260V78H254L253 80H251ZM120 79V78H119ZM141 79H142V77H141ZM171 79V80H170ZM195 79V78H194ZM202 79V78H201ZM239 79V80H240ZM256 79V80H255ZM136 80V79H135ZM180 80V83L178 82V81ZM183 80H186L185 82L183 81ZM206 80H207V78H206ZM236 80V79H235ZM181 81H183V83H181ZM237 81V80H236ZM134 82H136V81H134ZM177 82V83H176ZM192 82V83H191ZM133 83V82H132ZM159 83H160V81H159ZM176 83V84H175ZM193 84V85H191V84ZM216 83V82H215ZM219 83V82H218ZM218 83H217V85H218ZM157 85L155 86V87H157ZM215 85V84H214ZM213 85V86H214ZM217 85H215L216 87H217ZM219 85H221L220 83H219ZM137 86V85H136ZM138 86H139V84H138ZM146 86V85H145ZM195 87V88H194ZM215 87V88H216ZM221 87H223V86H220V88ZM233 87V86H232ZM231 87V88H232ZM241 87V88H240ZM250 88V90L252 89V90H254V91H256L255 89H253V88ZM146 88V87H145ZM219 88V89H220ZM230 88V87H229ZM144 89V88H143ZM222 89H224V88H222ZM227 89V88H226ZM242 89V90H243ZM245 90V89H244ZM221 91H225V90H221ZM151 92V91H150ZM148 93V92H147ZM189 93H191V94H189ZM194 93V92H193ZM18 95V94H17ZM16 95V96H17ZM198 95V94H197ZM2 96V95H1ZM18 97V96H17ZM26 97V96H25ZM24 97V98H25ZM13 98V100H14V97H12ZM29 98V97H28ZM144 98H146V95H145V97ZM197 98V97H196ZM235 98V97H234ZM7 98H3V97H0V103L2 102H8V100H6ZM16 99V98H15ZM179 99V101H180V103L183 101L184 103H186L183 99H181L180 100ZM186 101H187V99H185ZM9 101L11 102V100L9 99ZM39 101V100H38ZM156 101V102H157ZM197 101V100H196ZM218 101V100H217ZM15 102H17V101H15ZM104 102V101H103ZM102 102V103H103ZM117 102V101H116ZM115 102V103H116ZM178 102V101H177ZM215 102V101H214ZM229 102V101H228ZM1 103V104H2ZM43 103V102H42ZM66 103V102H65ZM68 103H70V102H68ZM80 103H82V102H80ZM101 103V104H102ZM164 103V102H163ZM179 103V102H178ZM192 103V102H191ZM222 103V102H221ZM220 103V101L219 102H215L214 104L215 105H217V108H218V105H222ZM83 104V103H82ZM119 104V103H118ZM134 104H137V103H134ZM139 104V103H138ZM172 104V103H171ZM170 104V105H171ZM187 104H189V107H190V103H187ZM211 104V103H210ZM5 105V104H4ZM12 105V104H11ZM39 105H42L41 104V102L39 101ZM38 105V106H39ZM49 105V104H48ZM51 105V104H50ZM54 105V104H53ZM65 105V104H64ZM100 105V104H99ZM106 105V104H105ZM108 105H111V104H108ZM122 105V104H121ZM129 105V104H128ZM163 105V104H162ZM167 105V104H166ZM213 105V104H212ZM228 105V104H227ZM230 105V104H229ZM237 105V104H236ZM8 106H10V105H8ZM87 105H85V106H83V107H86ZM104 106V105H103ZM107 106V105H106ZM105 106V107H106ZM117 106V105H116ZM123 106H124V103H123ZM127 106V105H126ZM134 106V105H133ZM156 105H154L153 107H155ZM187 106V105H186ZM206 106H208V105H206ZM232 106V104L230 105V107ZM264 106V105H263ZM43 107V106H42ZM61 107V106H60ZM82 107V108H83ZM101 107V106H100ZM125 107V106H124ZM138 107V106H137ZM193 107V106H192ZM216 107V106H215ZM221 108H223L222 106H220ZM236 107V106H235ZM41 108V107H40ZM45 108V107H44ZM51 108V107H50ZM108 108V107H107ZM127 108V107H126ZM131 108V107H130ZM133 108V107H132ZM139 108H141V107H139ZM159 108V107H158ZM158 108L157 109H149V108H147L146 109V112H148V113H150V112H152L151 114H153L154 115V117H156L157 118V120H159L158 122H160V123H162V122H166L167 124H170V125H178L179 124V121H180V118H179V116L178 115H176V114H172V113H169V112H165L164 110L162 111V110H158ZM212 108V107H211ZM261 108V107H260ZM4 109V108H3ZM6 109V108H5ZM4 109V110H5ZM43 109V108H42ZM183 109V108H182ZM187 109V108H186ZM207 107H195L194 109H192V110H189V112H187V115H185V116H182V118L183 117H185V118H183V119H185V120H183V123L185 122V126H186V124H187V127L190 125V126H193L191 129H193V130H196V129H199L198 131H200V130H202V131H200L202 134H203V130H205V129H201V128H204V125H201V124H204V123H201L199 120H197V117H200L199 115H201L202 113H204L205 111V113H207ZM229 109V108H228ZM264 109V108H263ZM88 110V109H87ZM91 110V109H90ZM102 110V109H101ZM110 110H111V108H110ZM115 110V109H114ZM125 110V109H124ZM128 110V109H127ZM185 110V109H184ZM205 110V111H204ZM217 110V109H216ZM231 110H233V108L231 109ZM235 110V109H234ZM237 110V109H236ZM258 110H259V107H258ZM8 111V110H7ZM84 111V110H83ZM82 111V112H83ZM103 112H104V110H102ZM134 111V110H133ZM208 111L210 112V113H208L209 114V116L210 117H212V120H209L210 122V124L212 125V127H210L209 126V124H206L205 125V127L206 128H208L209 127V129H213L214 131H215V128H216V130H219V132H220V130H221V132L222 133H226V134H228V136H229V141L231 142V146L233 145V144H235L236 145V143H242V144H244L245 142H250V143H254L255 145H256V148L257 149H260L261 151H257V149H256V153L254 152L253 154L254 155H256L258 158L259 157H263V158H259V161L261 162V160L262 159H264V122H262V120H261V122H257V121H254L253 119L252 120H250L249 118L248 119H246V117H247V115H246V117H245V119H241V118H234V117H236V116H231V117H228L227 116V118H225L224 119V117H226V116H223V119L222 118H220L219 116L218 117H216V116H214V115H211V111L208 109ZM256 111V110H255ZM255 111H254V113H255ZM85 112V111H84ZM86 112H88V111H86ZM105 112H106V109H105ZM111 112H112V110H111ZM138 112V111H137ZM140 112V111H139ZM138 112V113H139ZM143 112H145V111H143ZM184 112V111H183ZM214 112V111H213ZM212 112V113H213ZM235 112H237V111H235ZM258 112V111H257ZM263 112V111H262ZM2 113V112H1ZM7 113V112H6ZM5 113V114H6ZM107 113V112H106ZM105 113V114H106ZM125 113H127V112H125ZM132 113V112H131ZM237 113H239V112H237ZM4 114V115H5ZM9 114V113H8ZM87 114V113H86ZM112 114V113H111ZM129 114V113H128ZM146 114V113H145ZM150 114V115H151ZM207 114V115H208ZM214 114V113H213ZM231 114V113H230ZM233 114V113H232ZM261 114V113H260ZM109 115H110V113H109ZM139 115V114H138ZM144 115V114H143ZM148 115V114H147ZM149 115V116H150ZM180 115V114H179ZM251 115V114H250ZM263 115V114H262ZM6 116H7V114H6ZM83 116V115H82ZM100 116V115H99ZM105 116H107V115H105ZM104 116V117H105ZM134 116V115H133ZM136 116H137V114H136ZM181 116V115H180ZM209 116H207V117H209ZM257 116V115H256ZM259 116V115H258ZM2 117V116H1ZM4 117V116H3ZM8 117H10L9 115H8ZM8 117L6 118V119H8ZM127 117V116H126ZM141 117V116H140ZM150 118V117H149ZM148 118V119H149ZM181 118V119H182ZM259 118V117H258ZM99 119H100V117H99ZM106 119V118H105ZM109 119V118H108ZM111 119V118H110ZM113 119V118H112ZM137 119H138V117H137ZM140 119V118H139ZM9 120V119H8ZM102 120V119H101ZM104 120V119H103ZM102 120V121H103ZM146 120V119H145ZM3 122H5V123H2V125L4 124V125H6V124H9V122L10 121H8V123H6V121H4V120H2ZM141 121H143L142 119H141ZM147 121H149V120H147ZM205 121V120H204ZM11 122H12V120H11ZM15 122V121H14ZM114 122V121H113ZM140 122V121H139ZM20 123V122H19ZM18 123V124H19ZM103 123V122H102ZM106 123V122H105ZM115 123H116V119H115ZM114 123V124H115ZM208 123V122H207ZM30 124V123H29ZM110 124V123H109ZM113 124V125H114ZM145 124V123H144ZM156 124H157V121H156ZM0 125H1V123H0ZM4 125H3V127H4ZM12 125H15V124H13L12 123ZM11 124H10V127L12 126ZM20 125H21V123H20ZM19 125V126H20ZM25 125V124H24ZM104 125V124H103ZM116 125V124H115ZM138 125V124H137ZM148 125V124H147ZM151 125V124H150ZM158 125V124H157ZM164 124L162 123V126H163ZM183 125V124H182ZM207 125H208V127H207ZM29 126V125H28ZM31 126V125H30ZM52 126V125H51ZM55 126V125H54ZM56 126H58V125H56ZM60 126V125H59ZM105 126V125H104ZM130 126V125H129ZM132 126V125H131ZM15 127V126H14ZM18 127V126H17ZM45 127V126H44ZM120 127H122V126H120ZM119 127V128H120ZM133 127V126H132ZM159 127H161V125L159 126ZM164 127V126H163ZM166 127V126H165ZM178 127V126H177ZM196 127V128H195ZM215 127V128H214ZM4 128H7V126H5ZM12 128V127H11ZM16 128V127H15ZM15 128L13 129L12 128V130H14V133L15 132H17V134L15 133V137H14V139L15 140H13L12 138H9L10 139V142L9 141H7V144H8V142H9V144L8 145H10V147H8V146H2L3 148H1L0 150L4 153L5 151V149L6 148H9V149H6V150H8L9 151V154H7L8 153V151L7 152H5L6 153V155L10 158H8L9 159V161H7V164H6V161H4V162H2L1 160H0V169L2 170V174H5V175H7V176H5L4 175V180H8V179H10V180H8V181H6V183L7 184H9V185H12V184H10V182L11 181H13V180H11V179H13V177H16L17 178V176L18 175H23V173L25 172L26 173V171H28L29 172V170H28V168H33V169H35L36 170V172H39V171H37L38 169H40V171H42V169H43V171H45L44 170V168L45 167H48V168H46L47 170L49 169V171L50 170H52L51 168H55V167H52L53 166V164L54 163H52V162H55V161H49V160H47V159H50L51 158V160H52V156H50L49 157V155H53L54 154V159H56L57 157H59V153H57V155H56V158H55V153H54V151L52 152V150H51V146L49 147L48 145L46 146V145H44V144H42V142L44 143V141L41 139V138H38L37 139V136L39 135H42V134H38L37 136H35V134H34V136H32L30 133V135H29V138H28V135H27V139H26V136L24 137V139H22V133L20 134L21 136H17L18 138L20 137L21 139H18L17 138V140H16V135H18L19 133H18V131H16L15 130ZM46 128V127H45ZM106 128V127H105ZM157 128V127H156ZM171 128V127H170ZM190 128V127H189ZM189 128H187V130H185V134H184V136L186 135V134H188V133H190L189 131H188V129ZM0 129H2V127L0 126ZM50 129H51V127H50ZM125 129V128H124ZM130 128H128V130H129ZM133 129V128H132ZM142 128H140V130H141ZM151 129V128H150ZM167 129V128H166ZM165 129V130H166ZM169 129V128H168ZM209 129H207L205 132H211V131H208ZM6 129H3V132L5 131ZM8 130V129H7ZM6 130V131H7ZM43 130V129H42ZM49 130V129H48ZM73 130V129H72ZM103 130V129H102ZM122 130V129H121ZM131 130V129H130ZM139 130V129H138ZM144 130L145 129H143V132H144ZM152 130V132H153V129H151ZM156 130V129H155ZM162 131V129H159V131ZM163 130H164V128H163ZM175 130V129H174ZM181 129H179V131H180ZM190 130V129H189ZM52 131V130H51ZM56 131V130H55ZM105 131V130H104ZM103 131V132H104ZM110 131V130H109ZM134 131V130H133ZM142 131V130H141ZM158 131V130H157ZM158 131V132H159ZM167 131V130H166ZM170 131H173V129L172 130H170ZM176 131V130H175ZM197 131V130H196ZM198 131H197V133H198ZM0 132H2V131H0ZM50 132V131H49ZM61 132V131H60ZM69 132V131H68ZM67 132V133H68ZM97 132V131H96ZM115 132H117V131H115ZM125 132H126V130H125ZM137 132H140V131H137ZM150 132V131H149ZM165 132V131H164ZM168 132V131H167ZM186 132H188V133H186ZM200 132H199V134H200ZM40 133H42V132H40ZM45 133V132H44ZM43 133V134H44ZM64 133H66V132H64ZM119 133V132H118ZM117 133V134H118ZM145 133V132H144ZM156 133V132H155ZM162 133V132H161ZM183 133H184V131H183ZM196 133V132H195ZM4 134V133H3ZM27 134V133H26ZM48 134V133H47ZM58 134V133H57ZM98 134V133H97ZM100 134V133H99ZM107 134H108V132H107ZM132 134H134V133H132ZM136 134V133H135ZM138 134H140V133H138ZM171 134V133H170ZM169 134V136H171ZM175 134V133H174ZM176 134H178V133H176ZM191 134V137H192V139H190L191 137L190 136H188V135H190ZM190 134H188V135H186L187 137H185V138H187V139H184V136L183 135H181V144L182 143H184V144H182V145H180L179 143H180V141H178V142H176L177 140H180V138L178 139L177 138V140H176V138H174L176 141H174V144L173 145H175V147H173V149H175L176 150V145L178 146V150L181 148V146H183L182 147V151L184 152V150L186 151H188V148L189 147H184V145L185 146H188V145H186L187 144V142H186V140L187 141H189V140H191V141H193V143L195 144H197L198 142H197V140H195L194 141V139H195V137H197L198 138V140H200L199 139V137L200 136H195V134H193V133H190ZM195 136H193V135ZM201 134V135H202ZM218 133H216L215 134V132L213 133V132H211L210 133V135H211V137H209V138H211V139H213L211 142L212 143H214V141L216 142V140H215V137L217 138V135ZM226 134H225V136H226ZM6 135V134H5ZM10 135V134H9ZM49 135V134H48ZM87 135H90V133L89 134H87ZM86 135V136H87ZM93 135V134H92ZM104 134H102L101 136H103ZM109 135V134H108ZM110 135H111V133H110ZM114 135H115V133H114ZM157 135V134H156ZM180 135V134H179ZM198 135V134H197ZM206 135V134H205ZM208 135V134H207ZM224 135V134H223ZM8 136V135H7ZM11 136V135H10ZM30 136H31V138H30ZM65 136V135H64ZM79 136V135H78ZM85 136V137H86ZM98 136H100V135H98ZM105 136H106V134H105ZM140 136H141V134H140ZM150 136V135H149ZM148 135H147V137H149ZM221 136V135H220ZM219 136V137H220ZM11 137H13V136H11ZM69 137V136H68ZM80 137V136H79ZM82 137V136H81ZM90 137V136H89ZM96 137V136H95ZM138 137V136H137ZM145 135H143L142 134V136L140 137L141 139H140V141H142L141 142V146L143 145L144 146V144H147L149 141L148 140H150L151 139V137L152 136H150L149 138H147ZM177 137V136H176ZM189 137V138H188ZM1 138H4L3 137V135L1 136ZM0 138V139H1ZM6 139L8 138V137H5ZM5 138H4V140H5ZM88 138V137H87ZM92 138V137H91ZM99 138V137H98ZM50 139V138H49ZM122 139H124L123 137H122ZM8 140V139H7ZM12 140V141H11ZM22 140H25V141H27V142H24V141H22ZM28 140H30V141H28ZM40 140H42V141H40ZM79 140H81V138L80 139H78V141ZM86 140H88V139H86ZM92 140H94L93 138H92ZM91 140V141H92ZM97 140V139H96ZM127 140V139H126ZM125 140V141H126ZM138 140V139H137ZM151 140H154L153 138L151 139ZM173 140V139H172ZM183 140H185V142L183 141ZM221 140V139H220ZM223 140V139H222ZM24 142V143H28L27 145L26 144H24V143H22V142ZM66 141V140H65ZM64 141V142H65ZM89 141H90V139H89ZM90 141V142H91ZM105 141V140H104ZM134 141V140H133ZM139 141V142H140ZM155 141V143L156 144H158L159 142H157V140H154ZM158 141H160V140H158ZM201 141H202V138H201ZM201 141H200V143H201ZM227 141V140H226ZM245 141V142H244ZM0 142H1V140H0ZM53 142V141H52ZM63 142V141H62ZM68 142V141H67ZM71 142H73V141H71ZM70 142V143H71ZM85 142V141H84ZM102 142V141H101ZM136 142V141H135ZM161 142V141H160ZM177 144H176V143ZM225 142V141H224ZM3 143V142H2ZM2 143H1V145H2ZM4 143H6V142H4ZM86 143V142H85ZM111 143V142H110ZM132 143V142H131ZM154 142H151V144L150 143H148V144H150L151 146L153 145V147H151L150 145L148 146L150 149H153L155 146H154V144H153ZM162 143V142H161ZM165 143H167V142H165ZM186 143V144H185ZM190 143V142H189ZM222 143V142H221ZM233 143V144H232ZM92 143H90V145H91ZM94 144V143H93ZM97 144V143H96ZM136 144H137V142H136ZM135 144V147L137 146ZM192 144V143H191ZM190 144V145H191ZM211 144V143H210ZM209 144V145H210ZM220 144V143H219ZM219 144H217V145H219ZM227 144H228V142H227ZM4 145V144H3ZM58 145V144H57ZM76 145V144H75ZM115 145H117L118 146V144H115ZM114 145V146H115ZM133 145V144H132ZM138 145H139V143H138ZM159 146H161V144H158ZM158 145H156V146H158ZM208 145V144H207ZM216 145V144H215ZM249 145V144H248ZM247 145V146H248ZM252 146H253V144H251ZM65 146H66V143H65ZM65 146L64 147H62V148H64L65 149ZM74 146V145H73ZM86 146H87V144H86ZM97 146V145H96ZM99 146V145H98ZM105 146V145H104ZM108 146V145H107ZM146 146V145H145ZM144 146V147H145ZM158 146V148L157 147H155L156 148V150H155V148L153 149V150H150L149 152L152 154V153H155V154H153V155H156V153H160L161 152V150L159 149V148H161V147H159ZM164 146V145H163ZM168 146V145H167ZM180 146V147H179ZM191 146H193V144L191 145ZM198 146V145H197ZM252 146H251V148H252ZM60 147V146H59ZM58 147V148H59ZM72 147V146H71ZM70 147V148H71ZM85 147V146H84ZM83 147V148H84ZM94 147V146H93ZM131 147V146H130ZM134 147V146H133ZM133 147H131V149L133 148ZM143 147V149H145L144 151H146V149H147V146L144 148ZM205 147H207V146H205ZM239 148L240 147H242V145L240 146H238ZM237 147V148H238ZM54 148V147H53ZM69 148V147H68ZM81 148V147H80ZM91 148V147H90ZM96 148V147H95ZM111 148V147H110ZM113 148V147H112ZM111 148V150H114V149H112ZM116 148V147H115ZM124 148V147H123ZM129 148V147H128ZM127 148V149H128ZM169 148V147H168ZM184 148H187V149H184ZM196 148V147H195ZM195 148H194V150H195ZM209 148V147H208ZM207 148V149H208ZM57 149V148H56ZM61 149V148H60ZM74 149H75V147H74ZM100 149V148H99ZM99 149H98V151H99ZM138 149V148H137ZM142 149V148H141ZM142 149V150H143ZM160 150V151H158V150ZM166 149V148H165ZM171 149V148H170ZM198 149V148H197ZM200 149V148H199ZM220 149H221V147H220ZM236 149V148H235ZM79 150H81V149H79ZM88 150H92V148L91 149H88ZM95 150H97V149H95ZM100 150H102V149H100ZM106 150H109V147H108V149H106ZM110 150V151H111ZM135 149H133V151H134ZM149 150V149H148ZM154 150L156 151V152H154ZM189 150H191V151H194L192 148H190ZM215 150V149H214ZM251 150V149H250ZM263 150V151H262ZM57 151H59V150H57ZM57 151H55V152H57ZM76 151V150H75ZM82 151V150H81ZM104 151V150H103ZM123 151V150H122ZM125 151V150H124ZM131 150H128V152H130ZM139 151V150H138ZM143 151V152H144ZM151 151H153V152H151ZM177 151V150H176ZM182 151H180V153L182 152ZM199 151V150H198ZM207 151V150H206ZM64 152V151H63ZM66 152V151H65ZM89 152V151H88ZM91 152V151H90ZM97 152V151H96ZM101 152V151H100ZM107 152V151H106ZM111 152H113V151H111ZM148 151H147V154H150ZM165 152V151H164ZM173 152V151H172ZM177 152H179V151H177ZM197 152V151H196ZM200 152V151H199ZM245 152H246V150H245ZM4 153V154H5ZM80 153V152H79ZM94 153V152H93ZM114 153V152H113ZM115 153H117V152H115ZM119 153V152H118ZM122 153V152H121ZM134 153V152H133ZM139 153V152H138ZM141 153V152H140ZM162 153V152H161ZM160 153V154H161ZM168 153H170L169 151H168ZM186 153V155L189 153H194V152H190V151H188V152H185ZM184 153V154H185ZM205 153V152H204ZM229 153V152H228ZM248 153V152H247ZM64 154V153H63ZM108 154V153H107ZM124 153H122V155H123ZM135 154V153H134ZM165 154V153H164ZM164 154H163V156H164ZM184 154H183V156H184ZM209 154H210V152H209ZM249 154V153H248ZM10 155V156H9ZM61 155V154H60ZM84 155V154H83ZM87 155V154H86ZM90 155H91V153H90ZM96 155V153L93 155V156H95ZM99 155V154H98ZM117 155V154H116ZM142 155V154H141ZM144 155H146V154H144ZM162 155V154H161ZM177 155V154H176ZM195 155V154H194ZM242 155V154H241ZM240 155V156H241ZM245 155H247V154H245ZM3 156H5V155H3ZM92 156V157H93ZM104 156H106V154L104 155ZM108 156V155H107ZM113 157L115 156V155H112ZM120 156V155H119ZM129 156V155H128ZM131 156V155H130ZM129 156V157H130ZM157 156L158 157H160V155H158L157 154ZM174 156V155H173ZM179 156V155H178ZM178 156H175V157H178ZM181 156V155H180ZM190 156V155H189ZM200 156V155H199ZM215 156V155H214ZM229 156V155H228ZM230 156H231V158L232 159H238L237 158V156H235V155H233V153L232 154H230ZM255 156V157H256ZM49 157V158H48ZM69 157V156H68ZM67 157V158H68ZM121 157V156H120ZM124 157V156H123ZM132 157V156H131ZM149 157V156H148ZM170 157H171V154H170ZM191 157H193V156H191ZM198 157V156H197ZM205 157V156H204ZM204 157H202V158H204ZM224 157V156H223ZM244 157H246L247 158V156H244ZM244 157H240L238 160H240V161H242V163H240L239 161H237V162H239L240 164H243L244 166L246 165V167L247 168H245V169H249V171H247V172H249V173H246V174H249L248 175V177H247V175H246V177H241L240 178V180H241V183H243V184H239L238 183V185H237V183H236V185H235V187L234 188H232L231 190L230 189H228L227 187H225L226 189H228V190H224V191H222L221 189H219V190H221V191H216L217 189H212L213 187H215V186H213L212 188H211V190L210 189H208V191H207V189H206V186H205V189L204 190H202V189H198L197 191H198V193L200 194V193H202V197L200 196V195H198V196H200V200H205L206 199V197H204V199H203V196H205V195H203L204 193V191H206V192H210V193H208V194H206V195H209V194H211L212 193V195H215V196H213V199H214V197L216 198V201L217 200H220L221 198L223 199V201H224V198L223 197H221L222 195L224 196V194H229L230 195V193L231 192H235L236 191V193H234V194H237L238 195V193H240V192H238L237 193V191H239L240 189L242 190V186L245 184V182H246V180L248 181L249 179H250V177H252V176H256V174H258V169H257V171H255V168H257V166L258 165H260V164H262V163H260V164H256V163H254L255 161H253L254 159L252 158V161L250 160H248V158L246 159H243ZM7 158V157H6ZM6 158H3V160L5 159L6 160ZM62 158V155H61V157H60V159ZM95 158V157H94ZM94 158H91V159H94ZM100 158V157H99ZM102 158V157H101ZM122 158V157H121ZM120 158V159H121ZM135 158V157H134ZM137 158V157H136ZM140 158V157H139ZM143 158V157H142ZM141 158V159H142ZM198 158H200V157H198ZM208 158V157H207ZM210 158V157H209ZM214 158V157H213ZM2 159V158H1ZM69 159V158H68ZM86 159V158H85ZM103 159V158H102ZM116 159V158H115ZM123 159V158H122ZM127 159H129V158H127ZM133 159V158H132ZM148 159V158H147ZM162 159V158H161ZM166 159V158H165ZM195 159V158H194ZM211 159V158H210ZM215 159V158H214ZM66 160V162H67V159H65ZM88 160V159H87ZM86 160V161H87ZM90 160V159H89ZM96 160H97V158H96ZM100 160V159H99ZM99 160L97 161V162H99ZM112 160V159H111ZM117 160V159H116ZM137 160V159H136ZM145 159H143V161H144ZM154 160V159H153ZM178 160V159H177ZM256 160V159H255ZM46 161H49V162H51V164L49 163V162H47L46 163ZM58 161V160H57ZM63 160H61V162H62ZM93 161V163H94V160H92ZM108 161V160H107ZM114 161V160H113ZM124 161V160H123ZM141 161V160H140ZM142 161V162H143ZM146 161V160H145ZM148 161V160H147ZM152 161V160H151ZM158 161V160H157ZM199 161V160H198ZM225 161V160H224ZM70 162V161H69ZM78 162V161H77ZM96 162V163H97ZM110 162V161H109ZM108 162V163H109ZM121 162V161H120ZM119 162V163H120ZM126 162V161H125ZM129 162V161H128ZM132 162V161H131ZM135 162V161H134ZM163 162V161H162ZM167 162V161H166ZM170 162V161H169ZM182 162V161H181ZM231 162V161H230ZM258 162V161H257ZM3 163L4 164H6V165H3ZM105 163V162H104ZM139 163V162H138ZM137 163V164H138ZM160 163V162H159ZM158 163V164H159ZM173 163V162H172ZM56 164H58V163H56ZM63 164H64V162H63ZM65 164H67V163H65ZM97 164H99V163H97ZM102 164H103V162H102ZM135 164V163H134ZM133 164V165H134ZM141 164V163H140ZM149 164V163H148ZM165 164V163H164ZM181 164V163H180ZM184 164V163H183ZM182 164V165H183ZM197 164V163H196ZM225 164V163H224ZM50 165H52L51 166V168H49L50 167ZM59 166H60V164H58ZM69 165V164H68ZM76 165V164H75ZM108 165V164H107ZM106 165V166H107ZM110 165H111V163H110ZM113 165H115V164H113ZM122 165V164H121ZM146 165V164H145ZM235 165V164H234ZM242 165V166H243ZM255 165H257L256 167H255ZM55 166V165H54ZM70 166H71V164H70ZM120 166V165H119ZM124 166V165H123ZM129 165L127 164V167H128ZM131 166H132V163H131ZM224 166V165H223ZM57 167V166H56ZM77 167V166H76ZM82 167H84V166H82ZM108 167V166H107ZM134 168H135V166H133ZM140 167V166H139ZM63 168V167H62ZM69 168V167H68ZM72 168V167H71ZM74 168V167H73ZM81 168V167H80ZM117 168H119V167H117ZM157 168V167H156ZM164 168V167H163ZM165 168H166V166H165ZM242 168V167H241ZM262 168L264 169V162H263V166H262ZM262 168H260L261 170H259V171H262L263 172V170H262ZM58 169V171H59V168H57ZM77 169V168H76ZM78 169H79V167H78ZM86 169V168H85ZM89 168H87V170H88ZM120 169V168H119ZM127 169H130V168H127ZM142 169V168H141ZM148 169V168H147ZM155 169V168H154ZM170 169V168H169ZM201 169H203V167L201 168ZM54 171H55V169H53ZM52 170V171H53ZM73 170V169H72ZM97 170V169H96ZM109 170H110V168H109ZM117 170V169H116ZM115 170V171H116ZM126 170V169H125ZM134 170V169H133ZM151 170V169H150ZM149 170V171H150ZM163 170V169H162ZM178 170H179V168H178ZM181 170V169H180ZM182 170H183V168H182ZM204 170V169H203ZM214 170V169H213ZM241 170V169H240ZM32 170H30V173H27V174H31V173H35V171H33V172H31ZM48 171V172H49ZM53 171V172H54ZM90 171V170H89ZM95 171V170H94ZM110 171H112V170H110ZM129 171V170H128ZM127 171V172H128ZM130 171H131V169H130ZM141 171V170H140ZM148 171V172H149ZM209 171V170H208ZM5 172V173H4ZM47 172V173H48ZM67 172V171H66ZM72 172H74V171H72ZM75 172H76V170H75ZM78 173H80L79 171H77ZM76 172V173H77ZM86 172V171H85ZM84 172V173H85ZM93 172V171H92ZM98 172V171H97ZM107 173H109L108 172V168H107V171H106ZM113 172V171H112ZM138 172V171H137ZM146 172V171H145ZM144 172V173H145ZM152 172V171H151ZM154 172V171H153ZM157 172V171H156ZM174 172V171H173ZM190 172H192V171H190ZM234 172H235V170H234ZM33 173V174H34ZM76 173H74L75 174V176H76ZM77 173V174H78ZM86 173H89V172H86ZM83 174L84 176H82L81 174H79V175H77V176H80L81 175V177H80V179H78V177H76L77 179H78V181L79 182H73L72 183V181L71 182H68L69 180H67L65 177V179H66V181L64 180V181H62L61 179H60V183L59 182H56V183H53V187H55L56 189H54L55 191L56 190H58L59 192H61V194L60 195H56V196H62L59 200H62V201H64V203H68V204H70V203H72V200L75 198V200L76 199H78V201L77 202H80V206L81 207H83L84 209H88V211H91L92 212V216L94 215V213L96 214V215H99V214H101L102 216H104L103 215V213H102V211H103V209H101V203H105L104 201H107V202H115V204L116 203H121V206L124 204H126V203H128V204H130V206H131V201L129 200L130 199V195H126V194H124V193H122V192H124V191H122V190H120L119 188H117V187H119V186H117V185H115V187L113 186L114 184H113V177L110 179V176H112V175H107V174H102V176H101V178L102 179H100V178H98L97 179V175L98 174H96V178L93 176V174L92 173H89V174ZM103 173V172H102ZM114 173V172H113ZM122 173V172H121ZM140 173V172H139ZM143 173V174H144ZM164 173V172H163ZM195 173V172H194ZM199 173V172H198ZM201 173H203V172H201ZM207 173V172H206ZM211 173V172H210ZM222 173V172H221ZM238 173V172H237ZM37 174V173H36ZM57 174V173H56ZM64 174H65V172H64ZM73 174V175H74ZM94 174H95V172H94ZM100 175H101V173H99ZM110 174H111V172H110ZM125 174V173H124ZM127 174H129V173H127ZM154 174H156V173H154ZM154 174H152V175H154ZM161 174V173H160ZM166 174H167V172H166ZM171 174H172V172H171ZM179 174V173H178ZM250 174L252 175V176H250ZM260 174V173H259ZM263 174V176H264V173H262ZM35 175V174H34ZM33 175V176H34ZM46 175V174H45ZM51 175V174H50ZM67 175V174H66ZM72 175V176H73ZM114 175V174H113ZM139 175V174H138ZM149 175V174H148ZM177 175V174H176ZM189 175V174H188ZM200 175V174H199ZM203 175H206V174H203ZM202 175V176H203ZM243 175H244V173H243ZM3 176V175H2ZM25 176H27V175H25ZM32 176V174L31 175H29L28 176V178L30 177V179H31V177H33ZM57 175H54V177H56ZM61 176H63V175H61ZM68 176V175H67ZM70 176V175H69ZM117 176V175H116ZM120 176V175H119ZM123 176V175H122ZM144 176V175H143ZM157 176V175H156ZM163 176V174H161V177ZM201 176V177H202ZM242 176V175H241ZM250 176V177H249ZM262 176V175H261ZM5 177H6V179H5ZM23 177V176H22ZM41 177V176H40ZM50 177V176H49ZM48 177V178H49ZM51 177H52V175H51ZM59 177V176H58ZM57 177V178H58ZM121 177V176H120ZM125 177V176H124ZM123 177V178H124ZM129 178L131 177L130 175L128 176ZM128 177H125V178H127L128 180H129V178ZM150 177H151V175H150ZM153 177V176H152ZM165 177V176H164ZM205 177V176H204ZM210 177V176H209ZM224 177V176H223ZM226 177V176H225ZM257 177L258 176H256V178L254 177V180L255 179H257ZM16 178H14V179H16ZM35 178V177H34ZM34 178H32V179H34ZM47 178V179H48ZM63 178V177H62ZM115 178V177H114ZM122 178V177H121ZM120 178V179H121ZM124 178V179H125ZM133 178V177H132ZM143 178V177H142ZM149 178V177H148ZM159 178V177H158ZM167 178V177H166ZM173 178V177H172ZM190 178H192V177H190ZM206 178V177H205ZM230 178V177H229ZM242 178H243V180H242ZM259 178V177H258ZM0 179H1V177H0ZM18 179V178H17ZM24 179V178H23ZM36 179V178H35ZM43 179H46V178H43ZM55 179V178H54ZM72 179V178H71ZM75 179V178H74ZM77 179L75 180V181H77ZM124 179H122L121 181H122V183H121V181H120V183L122 184V185H124V188H123V190L124 189H126L129 193H131L130 191L134 188V186L132 187V189L129 191L127 188H129L130 187V185L132 184L130 181H132V180H134V179H132V180H129V182L131 183V184H128V180L126 179L125 180V182H124ZM187 179V178H186ZM186 179H184L185 181H186ZM189 179V178H188ZM193 179V178H192ZM196 179V178H195ZM213 179V178H212ZM222 179V178H221ZM223 179H225V178H223ZM227 180H228V178H226ZM225 179V180H226ZM238 180H239V178H237ZM253 179V178H252ZM250 180V182H248V183H251L252 181L254 182V180ZM25 180H27V178H25L24 179V181ZM112 180V181H111ZM117 180V179H116ZM136 181H137V178L135 179ZM142 180V179H141ZM154 180V179H153ZM164 180V179H163ZM184 180H182V182L184 181ZM199 180V179H198ZM218 180H219V178H218ZM224 180V181H225ZM2 181V180H1ZM10 181V182H9ZM16 181V180H15ZM15 181H13V183L15 182ZM22 181V180H21ZM30 181H32V180H30ZM30 181H28V182H30ZM37 181V180H36ZM56 181V180H55ZM149 181V180H148ZM148 181H147V183H148ZM155 181V180H154ZM189 181V180H188ZM192 181V180H191ZM207 181V180H206ZM205 181V182H206ZM212 181H214V180H212ZM216 181V180H215ZM223 181V180H222ZM221 181V182H222ZM233 181V180H232ZM259 181H260V179H259ZM47 182V181H46ZM112 182V183H111ZM150 182H152V181H150ZM187 182V181H186ZM195 182H196V180H195ZM194 182V183H195ZM217 182H219V181H217ZM220 182V183H221ZM228 182V181H227ZM226 182V183H227ZM237 182V181H236ZM239 182V181H238ZM6 183H5V185H6ZM25 183H27V182H25ZM33 183V182H32ZM31 183V184H32ZM42 183V182H41ZM43 183H44V181H43ZM58 183V184H57ZM115 183H117V182H115ZM119 183V182H118ZM138 183V182H137ZM153 183V182H152ZM176 183V182H175ZM174 182H173V184L171 183V182H163V183H161L160 181L158 182V184H154L153 186H150V187H145V189H142V190H144V192H140V194L139 193H137V198L138 199H140L141 198V194H145V196L148 198V199H150L151 200V202H152V200L154 199L155 201L156 200H158V202H157V204L159 205V203L161 204L163 201H161L160 202V200L162 199V200H165L166 202V204H168V203H170L171 204V202H173V201H171V200H177V201H179L178 200V198L181 196V198H179V199H185V201H188V200H186V196H184L183 198H182V195H185V194H182L181 192H183V191H186L185 193L187 194V193H189L191 190H195L196 189V187L194 188L193 186H192V184H194L193 182H188L187 184H188V187H190V185H191V187L192 188H188L186 185V187L184 186V184H181V182H180V184L179 183H176L175 184ZM185 183V182H184ZM199 183V182H198ZM216 183V182H215ZM225 183V182H224ZM28 184V183H27ZM40 184V183H39ZM47 184H49V183H47ZM186 184V183H185ZM209 184H210V182H209ZM229 184V183H228ZM231 184V183H230ZM247 184V183H246ZM255 184V183H254ZM263 184V183H262ZM25 185V184H24ZM30 185V184H29ZM45 185V184H44ZM43 185V186H44ZM134 185V184H133ZM135 185H137V184H135ZM146 185V184H145ZM196 185V184H195ZM200 185V184H199ZM198 185V187H201V185L199 186ZM214 185V184H213ZM216 185V184H215ZM220 185V184H219ZM227 185V184H226ZM7 186V185H6ZM48 186V185H47ZM117 186V187H116ZM211 186V185H210ZM225 186V185H224ZM223 186V187H224ZM229 186V185H228ZM232 185H230L229 187H231ZM247 186V185H246ZM11 186H9V188H10ZM14 187V186H13ZM39 187V186H38ZM50 187H52V185H50ZM49 187V188H50ZM123 187V186H122ZM135 187H137V186H135ZM138 187H140V186H138ZM218 187H220V186H218ZM217 187V188H218ZM221 187H222V185H221ZM244 187H245V185H244ZM249 187H250V185H249ZM23 188V187H22ZM29 188V187H28ZM39 188H41V187H39ZM43 188V187H42ZM45 188V187H44ZM43 188V189H44ZM142 188H144V187H142ZM201 188H204L203 187V185H202V187ZM208 188V187H207ZM254 188V187H253ZM3 189H5V188H3ZM13 189V188H12ZM21 189V188H20ZM19 189V190H20ZM30 189V188H29ZM43 189H42V191H43ZM46 189H48V188H46ZM52 189V188H51ZM119 189V190H118ZM134 189H136V188H134ZM141 189V188H140ZM139 189V190H140ZM7 190V189H6ZM32 190V189H31ZM30 190V191H31ZM34 190V189H33ZM38 190V189H37ZM50 190V189H49ZM53 190V191H54ZM137 190V189H136ZM240 190V191H241ZM263 190V189H262ZM3 191V190H2ZM24 191V190H23ZM36 191V190H35ZM46 191V190H45ZM57 191V192H58ZM126 191V192H127ZM132 191H135V190H132ZM188 191V192H187ZM246 191H248V190H246ZM11 192V191H10ZM19 192V191H18ZM25 192H27V191H25ZM36 192H39V191H36ZM47 192H49V191H47ZM125 192V193H126ZM127 192V193H128ZM137 192H138V190H137ZM192 192V191H191ZM262 192V191H261ZM16 193V192H15ZM20 193V192H19ZM23 193V192H22ZM30 193V195H28L29 197H31V196H33L32 194V192H29ZM32 193V194H31ZM40 193V192H39ZM46 193V192H45ZM132 193H134V192H132ZM194 193V192H193ZM254 193V192H253ZM38 194V193H37ZM42 194V193H41ZM49 194V193H48ZM53 194H56V193H53ZM177 194V195H176ZM181 194V195H180ZM192 194V193H191ZM196 194V193H195ZM233 193H231V195H232ZM234 194H233V196H234ZM243 194V193H242ZM15 195V194H14ZM13 195V196H14ZM17 195V194H16ZM40 195V194H39ZM65 195V196H64ZM134 195H136L135 193H134ZM133 195V196H134ZM138 195L140 196V197H138ZM180 195V196H179ZM229 195H225L226 197L227 196H229ZM230 195V196H231ZM239 195H241V194H239ZM247 195V194H246ZM258 195V194H257ZM3 196H5V195H3ZM3 196L1 197V198H3ZM35 196V195H34ZM45 196V195H44ZM47 196V195H46ZM45 196V197H46ZM56 196H54V197H56ZM133 196H131V200L133 199L134 200V198H135V196H134V198H132ZM144 196V195H143ZM151 196H152V198H151ZM224 196V197H225ZM233 196H231V197H233ZM251 196V195H250ZM8 197V196H7ZM12 197V196H11ZM49 197V196H48ZM47 197V198H48ZM154 197V198H153ZM191 197V196H190ZM190 197H188L187 199H189V201L190 200H192L193 198H190ZM209 197V196H208ZM207 197V198H208ZM225 197V198H226ZM230 197V198H231ZM0 198V199H1ZM38 198H41V197H38ZM38 198H37V200H38ZM121 198V200L122 201H124V203L122 204V201L120 202V201H118L119 199ZM137 198H135V199H137ZM194 198H196V196L194 197ZM199 198V197H198ZM5 199V198H4ZM11 199V198H10ZM15 199H17V198H15ZM32 199V198H31ZM34 199V198H33ZM36 199V198H35ZM50 199H52V198H50ZM57 199V198H56ZM99 199H103L104 201L103 202H99ZM117 199V200H116ZM142 199V198H141ZM208 199H211V196H210V198H208ZM227 199V198H226ZM241 199V198H240ZM244 199V198H243ZM253 199V198H252ZM41 200V199H40ZM43 200V199H42ZM49 200V199H48ZM53 200H54V198H53ZM59 200L57 199L56 201H58L59 202ZM129 200L130 201V203L129 202H127V201ZM143 200V199H142ZM141 200V201H142ZM167 200H168V203H167ZM169 200L171 201V202H169ZM195 200V199H194ZM197 200V199H196ZM229 200V199H228ZM233 200V199H232ZM261 200H263V199H261ZM29 201V200H28ZM44 201V200H43ZM117 201V202H116ZM135 201V203H136V201L137 200H134ZM140 201V200H139ZM138 201V202H139ZM155 201H153L154 203H156ZM181 202H182V204L183 203H187V202H184V200H180ZM179 201V202H180ZM210 201V200H209ZM212 201V200H211ZM230 201H231V199H230ZM229 201V202H230ZM241 201V200H240ZM239 201V202H240ZM243 201V200H242ZM9 202H11V201H9ZM8 202V203H9ZM35 202H37V201H35ZM48 202V201H47ZM51 201H49V203H50ZM74 202V201H73ZM126 202V203H125ZM137 202V203H138ZM175 202V201H174ZM173 202V205L175 204ZM180 202V203H181ZM194 202V201H193ZM198 202V201H197ZM208 201H207V199H206V202L205 203H207ZM213 202V201H212ZM215 202V201H214ZM225 202V201H224ZM227 202V201H226ZM232 202V201H231ZM230 202V203H231ZM233 202H236V201H234L233 200ZM253 202V201H252ZM6 203H7V201H6ZM38 203V202H37ZM59 203H61V201L59 202ZM64 203H62L63 204V206H65L64 205ZM100 203V204H99ZM113 203H111V205H114ZM132 203H133V201H132ZM134 203V205H136ZM143 203H145V202H143ZM202 203V202H201ZM204 203V204H205ZM243 203H245V202H243ZM3 204V203H2ZM27 204V203H26ZM46 204V203H45ZM67 204V205H68ZM74 204V203H73ZM78 204V203H77ZM76 204V205H77ZM106 204V203H105ZM142 203H140V205H141ZM146 204V203H145ZM152 204V203H151ZM157 204H155L156 206H157ZM163 205H164V203H162ZM176 204H179L178 202H176ZM194 204V203H193ZM193 204H191V205H193ZM196 204H198V203H196ZM221 204V203H220ZM234 204V203H233ZM236 204V203H235ZM241 204V203H240ZM239 204V205H240ZM35 205H36V203H35ZM48 205V204H47ZM50 205V204H49ZM55 205H56V203H55ZM59 205V204H58ZM61 205V204H60ZM72 205V204H71ZM78 205V206H79ZM100 205V206H99ZM118 205V204H117ZM123 205V206H124ZM133 205V204H132ZM137 205H139V203L137 204ZM136 205V206H137ZM144 205V204H143ZM148 205H149V203H148ZM181 204H179V206H180ZM186 205V204H185ZM190 205V204H189ZM206 205V204H205ZM223 206H224V204H222ZM238 205V206H239ZM247 205H249V203L247 204ZM2 206V205H1ZM40 206V205H39ZM52 206H54V205H52ZM116 206V205H115ZM120 205H118V206H116V211H114L115 212V214H114V224H112L111 222L112 221H110L109 220V222L111 223V224H109V222H108V224H107V226L105 225V222H103L104 220V217H102L101 215H99L98 217L100 218L99 220H97L96 219V221H95V223H93V224H91V227L90 228H92L91 229V233L90 234H92L93 236H94V239H89V237L87 236V233H89L90 231H87V233L86 234H84V232H83V234H82V231H85V230H79L80 232V235H81V237L79 236H77L76 234V236H77V238H78V240H80V245H82V246H86V248L87 249H89L90 250V252L91 253H99L100 255H103V256H105V257H107V256H112V259L114 260V258H117V260H118V258H119V260L118 261H120L121 260V258L123 257V255L121 256V254H124V256H126V258H130V260H131V258L132 257H130V247H131V245H130V242H132V240L133 239H137L138 240V238H140V239H142V238H146V236L145 235H147V233L148 232H158V231H163V229H166V228H164V226H162V225H164V224H167V225H165V226H168V225H170L171 226V224H172V222L175 220H173V221H170L171 222V224H168L167 223V221L165 222V220H167V219H170V218H167V219H164V221L162 220L161 222H162V224H161V222H159L158 220L156 221V224L153 222V221H155V217H156V214H154L155 216H154V220H153V216L151 215V214H153L152 212H150V213H145V214H143V215H141V216H143V218H141V217H139L140 215H138L137 217H139V222L141 221V222H143V220H145L144 222V224H146V226L145 227H142L141 226V224L143 225V223H141V224H139V223H137V221L135 220V221H133L134 219H136L135 217L136 216H134V217H131L130 218V216L131 215H129L128 214V210L127 209H125V210H127V213L125 212V210L123 209L124 207H121ZM127 206V205H126ZM125 206V207H126ZM146 206V205H145ZM155 206V207H156ZM161 206V205H160ZM168 206V205H167ZM176 206H178V205H175V207ZM178 206V207H179ZM182 206H184V205H182ZM194 207L196 206V205H193ZM199 206V205H198ZM206 206H208V205H206ZM226 206V205H225ZM243 206V205H242ZM18 207H20V206H18ZM24 207H25V204H24ZM23 207V208H24ZM106 207V206H105ZM105 207H104V210H105ZM108 207V206H107ZM121 207V208H120ZM140 207V206H139ZM144 207V206H143ZM181 207V206H180ZM201 207L202 206H200V209H201ZM228 207V206H227ZM236 207V206H235ZM247 207V206H246ZM17 208V207H16ZM39 208V207H38ZM45 208V207H44ZM47 208V207H46ZM55 208H57V207H55ZM59 208V207H58ZM62 208V207H61ZM61 208H60V210H61ZM72 208V207H71ZM103 208V207H102ZM110 208V207H109ZM114 208V207H113ZM164 208V207H163ZM165 208H166V206H165ZM172 208L174 209V207L172 206ZM172 208H170L171 210H172ZM240 208V207H239ZM2 209V208H1ZM0 209V210H1ZM21 209V208H20ZM34 209V208H33ZM49 209V208H48ZM64 209H66V208H64ZM79 209V208H78ZM111 209V208H110ZM158 209H160V208H158ZM169 209V210H170ZM181 209H182V207H181ZM186 209V208H185ZM192 209V208H191ZM195 209V208H194ZM197 209V208H196ZM199 209V208H198ZM224 209H226V207L224 208ZM237 208H235V210H236ZM242 209H244L243 207H242ZM26 210V209H25ZM52 210V209H51ZM54 210V209H53ZM58 210V209H57ZM83 210V209H82ZM113 210V209H112ZM162 210V209H161ZM160 210V211H161ZM184 210V208L182 209V212H184L183 211ZM187 210H188V208H187ZM223 210V209H222ZM253 210V209H252ZM255 210V209H254ZM257 210V209H256ZM22 211H23V209H22ZM27 211V210H26ZM31 211V210H30ZM45 211V210H44ZM49 211V210H48ZM87 211V212H88ZM174 211V210H173ZM173 211H171V212H173ZM176 211V210H175ZM195 211V210H194ZM237 211V210H236ZM40 212V211H39ZM54 212V211H53ZM64 212H65V210H64ZM71 212V211H70ZM81 212V211H80ZM159 212V211H158ZM166 212H168V211H166ZM181 212V211H180ZM187 212V211H186ZM191 212V211H190ZM238 212V211H237ZM259 212V211H258ZM23 213V212H22ZM37 213V212H36ZM56 213V212H55ZM61 213V212H60ZM69 213V212H68ZM67 213V214H68ZM76 213V212H75ZM112 213V212H111ZM110 213V214H111ZM140 213V212H139ZM169 213V212H168ZM188 213V212H187ZM194 213V212H193ZM196 214L198 213V211H196L195 212ZM222 213V212H221ZM224 213V212H223ZM227 213V212H226ZM236 213V212H235ZM240 213V212H239ZM244 213H247V212H244ZM255 213V212H254ZM253 213V214H254ZM256 213H257V211H256ZM13 214V213H12ZM24 214H26V213H24ZM50 214V213H49ZM54 214V213H53ZM53 214H51V215H53ZM64 214V213H63ZM66 214V213H65ZM72 214V213H71ZM90 214H88V215H90ZM105 214V213H104ZM109 214V215H110ZM161 214H162V212H161ZM163 214H164V211H163ZM172 214V213H171ZM189 214V213H188ZM191 214H192V212H191ZM219 214V213H218ZM225 214V213H224ZM230 214H231V212H230ZM243 214V213H242ZM259 214V213H258ZM36 215V214H35ZM44 213H43V216L41 217L40 216V218H42L41 220H40V218H39V221L41 222L42 220H43V218H45L44 217ZM48 215V214H47ZM84 216L86 215V214H83ZM109 215H108V217H109ZM112 215V214H111ZM136 215H137V213H136ZM165 215H168L167 213L165 214ZM172 215H174V214H172ZM171 215V216H172ZM176 215V214H175ZM178 215V214H177ZM179 215H182V214H179ZM187 214H185V216H186ZM198 215V214H197ZM232 215V214H231ZM240 215V214H239ZM15 216H16V212H15ZM14 216V217H15ZM27 216V215H26ZM58 216V215H57ZM69 216V215H68ZM74 216H75V214H74ZM78 216V215H77ZM92 216H88V217H92ZM113 216V215H112ZM158 217L157 218H159V215H157ZM190 216V215H189ZM189 216H188V218H189ZM238 216V215H237ZM240 216H243V215H240ZM252 216V215H251ZM255 216H257V215H255ZM1 217V216H0ZM12 217V216H11ZM19 217V216H18ZM36 217V216H35ZM47 217V216H46ZM63 217H65V216H63ZM81 217H83L82 215H81ZM87 217V218H88ZM94 217V216H93ZM97 217V218H98ZM102 217V218H101ZM107 217V218H108ZM165 217V216H164ZM170 217V216H169ZM176 217V216H175ZM199 217V216H198ZM20 218V217H19ZM22 218V217H21ZM86 218V219H87ZM134 218V219H133ZM141 218V219H140ZM160 218H162V217H160ZM181 218H182V216H181ZM183 218H184V216H183ZM200 218V217H199ZM239 218V217H238ZM252 218V217H251ZM3 219V218H2ZM5 219V218H4ZM54 219V218H53ZM58 219V218H57ZM79 219H80V217H79ZM85 219V220H86ZM89 219V218H88ZM87 219V220H88ZM95 219V218H94ZM138 219V218H137ZM143 219V220H142ZM178 219V218H177ZM179 219H180V217H179ZM196 219V218H195ZM253 219V218H252ZM27 220V219H26ZM26 220H25V222H26ZM47 220H48V217H47ZM63 220V219H62ZM66 220V219H65ZM64 220V221H65ZM171 220H172V218H171ZM200 220H201V218H200ZM11 221V220H10ZM51 221V220H50ZM53 221V220H52ZM57 221H59V220H57ZM81 221V220H80ZM92 221H93V219H92ZM108 221V220H107ZM178 221H180V220H178ZM198 221V220H197ZM256 221H258V223H259V220H256ZM2 222V221H1ZM4 222V221H3ZM6 222V221H5ZM13 222V221H12ZM44 222H45V219H44ZM54 222V221H53ZM56 222V221H55ZM68 222H70V219L68 220ZM67 222V223H68ZM82 222H84V221H82ZM175 222H177V220L175 221ZM203 222V221H202ZM10 223V222H9ZM9 223H7V224H9ZM23 223V222H22ZM28 223V222H27ZM32 223H34V222H32ZM38 223V222H37ZM36 223V224H37ZM51 223V222H50ZM48 224V226H51V224ZM64 222H62L61 224L62 225H64L63 224ZM73 223H76V222H73ZM78 223V222H77ZM107 223V222H106ZM178 223V222H177ZM176 223V224H177ZM201 223V222H200ZM2 224V223H1ZM4 224H6V223H4ZM4 224H2V226L4 225ZM24 224V223H23ZM39 224V223H38ZM37 224V225H38ZM41 224V223H40ZM45 224V223H44ZM58 224V223H57ZM89 224H90V221H89ZM174 225H175V223H173ZM178 224H180V223H178ZM205 224V223H204ZM32 225V224H31ZM72 225V224H71ZM76 225V224H75ZM87 225V224H86ZM93 225V226H92ZM202 225H203V223H202ZM7 226V225H6ZM39 226L40 225H38L37 227L39 228ZM46 226V225H45ZM53 226V225H52ZM80 226V225H79ZM78 226V227H79ZM82 226V225H81ZM170 226H168V228L170 227ZM178 226V225H177ZM206 226V225H205ZM5 227V226H4ZM30 227V226H29ZM34 227V226H33ZM35 227H36V225H35ZM42 227V226H41ZM60 227V226H59ZM71 227V226H70ZM75 227V226H74ZM73 227V228H74ZM77 227V226H76ZM75 227V228H76ZM83 227V226H82ZM81 227V228H82ZM85 227V226H84ZM83 227V228H84ZM106 227V228H105ZM172 227V226H171ZM176 227V226H175ZM175 227H173V229L175 228ZM184 227V226H183ZM202 227V226H201ZM2 228V227H1ZM6 228V227H5ZM18 228V227H17ZM17 228H14L15 230H18ZM37 228V229H38ZM44 227H42V232H41V236H42V238L41 237H39V238H41V239H43V237H44V242H48V244H51L52 242H53V244H56V246H54V245H52L53 246V250L52 249H50V251H54V248H56L57 249V247L60 249V250H66V251H68V249L63 245L64 244V242L65 241H62V239H61V236L59 237V236H55V239L53 238V235L52 234H50V230L51 229H49V231L47 230V228L48 227H46V229H43ZM53 228V227H52ZM56 229H57V227H55ZM55 228L53 229V230H55ZM63 228H65V227H63ZM72 228V227H71ZM72 228V229H73ZM88 228V227H87ZM89 228V229H90ZM206 228H207V226H206ZM205 228V229H206ZM27 229V228H26ZM29 229V228H28ZM40 229V228H39ZM60 229V228H59ZM58 229V230H59ZM65 229H68L67 228V226H66V228ZM171 229V228H170ZM171 230V231H176L177 232V229L176 230ZM179 229H181V228H179ZM184 229H185V227H184ZM187 229V228H186ZM204 229V228H203ZM61 230H64V229H61ZM69 230V229H68ZM78 230V228L76 229V231ZM24 231V230H23ZM30 231V230H29ZM32 231V230H31ZM52 231V230H51ZM67 231V230H66ZM65 231V232H66ZM73 231V230H72ZM162 231L160 232V233H162ZM165 231V230H164ZM168 232H169V230H167ZM179 231V230H178ZM186 231H188V230H186ZM185 231V232H186ZM190 231V230H189ZM201 231H204L205 232V230H201ZM20 232V231H19ZM44 232V234H42ZM55 232H59V231H56L55 230ZM63 232V231H62ZM68 232V231H67ZM70 232V231H69ZM86 232V231H85ZM166 232V231H165ZM167 232V233H168ZM180 233H182L181 231H179ZM191 232H192V230H191ZM39 233V232H38ZM61 233V232H60ZM14 234V233H13ZM12 234V235H13ZM22 234V233H21ZM36 234H37V232H36ZM35 234V235H36ZM66 234V233H65ZM64 234V235H65ZM90 234H89V236H90ZM149 234V233H148ZM164 233H162L161 235H163ZM182 234H184V233H182ZM1 235V234H0ZM31 235H33V234H31ZM40 235V234H39ZM54 235H55V233H54ZM56 235H58L57 233H56ZM62 235V234H61ZM66 235H68V237H69V234H66ZM91 235V236H92ZM154 235V234H153ZM160 235V234H159ZM165 235V234H164ZM174 235H176V234H174ZM18 235H16V237H17ZM37 236H38V234H37ZM37 236H36V238H37ZM70 236H71V234H70ZM72 236H74V235H72ZM71 236V237H72ZM90 236V237H91ZM143 236V237H142ZM145 236V237H144ZM157 236V238H158V235H156ZM168 236V235H167ZM167 236L165 237V239H168L169 238V236H168V238H167ZM15 237V238H16ZM24 237V236H23ZM47 238V240H46V238ZM58 237L61 239V240H59L58 239ZM88 237V238H87ZM148 237V236H147ZM162 237V236H161ZM0 238H2V237H0ZM18 238V237H17ZM20 238H21V236H20ZM26 238V237H25ZM32 238H33V236H32ZM35 238V237H34ZM38 238V239H39ZM65 238H66V236H65ZM73 238L75 239V237H72V242H70L69 241V239H70V237H69V239H68V241L70 242V243H73ZM80 238V239H79ZM149 238H150V234H149ZM156 238V239H157ZM164 238V237H163ZM8 240H10L9 238H7ZM22 239V238H21ZM20 239V240H21ZM37 240L39 243H41L40 241H42V243L41 244H43L44 242H43V240ZM63 239H64V236H63ZM139 239V240H140ZM160 239V238H159ZM165 239L163 240V241H165ZM13 240H15V239H13ZM12 240V241H13ZM18 240V239H17ZM16 240V241H17ZM30 240V239H29ZM46 240V241H45ZM55 240H59V241H55ZM65 240V239H64ZM76 240V239H75ZM78 240L76 241V242H78ZM95 240H96V242H95ZM171 240V239H170ZM27 241H28V239H27ZM33 241V240H32ZM52 241V242H51ZM150 241V239L148 240V242ZM162 241V240H161ZM11 242V241H10ZM15 242V241H14ZM18 242V241H17ZM24 242V241H23ZM26 242V241H25ZM24 242V243H25ZM38 242L36 243V244H38ZM51 242V243H50ZM61 242H63V244L61 243ZM75 242V241H74ZM144 242H146V241H144ZM12 243V242H11ZM22 243V242H21ZM30 243H34V242H29V243H27V246H29L28 244H30ZM79 243V242H78ZM142 243V242H141ZM6 244V243H5ZM15 244H17L16 242H15ZM20 244V243H19ZM77 244V243H76ZM139 244V243H138ZM11 245V244H10ZM14 245V244H13ZM23 245V244H22ZM70 245H73V244H70ZM79 245V244H78ZM140 245V244H139ZM143 245V244H142ZM20 246H21V244H20ZM26 246V247H27ZM32 246V245H31ZM34 246V245H33ZM137 246V245H136ZM11 247V246H10ZM23 247V246H22ZM25 247V248H26ZM38 247H40L41 248V246H37L36 248H35V246H34V249H36V250H38ZM187 247H188V245H187ZM5 248V247H4ZM24 248V249H25ZM27 248H29V247H27ZM82 248V247H81ZM133 248V246L131 247V249ZM9 249H11V248H9ZM8 249V250H9ZM12 249H13V247H12ZM31 249V248H30ZM29 249V250H30ZM44 250L46 249H48V248H43ZM58 249V250H59ZM83 249H85V248H83ZM22 250H23V248H21V250H20V247H19V250H18V252L17 253H20V251H21V253H23L22 252ZM28 250V251H29ZM43 251V252H47V251ZM70 250V249H69ZM86 250V249H85ZM6 251V250H5ZM13 251V250H12ZM12 251L10 250L9 251V253L8 252H5V254H3L4 255V257L6 258V260H5V262H3V263H5L6 264V262H7V264H22L21 262H16V260L18 261V257H19V259L21 260V258H22V262H23V254H24V257H25V253H23V254H18V255H22L21 257L20 256H13L14 254V251H13V253H12ZM40 251V250H39ZM73 251V250H72ZM71 251V252H72ZM79 251H80V249H79ZM81 251H82V249H81ZM132 251V250H131ZM10 252H11V254H10ZM36 252H38V251H36ZM61 251H56V254L54 253L53 254V256H52V254H51V252H47V255H48V253H50L47 257H49V258H51V256L54 258V256H55V259L57 258V259H59V261H60V259L62 260V258H61V256H60V253ZM69 252V254L71 253L70 251H68ZM77 252V251H76ZM135 252V251H134ZM16 252H15V254H17ZM34 253V252H33ZM58 253H60L59 255H58ZM82 253V252H81ZM1 254V252H0V255H2ZM46 254V253H45ZM45 254H43V255H45ZM76 253H74V255H75ZM80 254V253H79ZM72 255V254H71ZM77 255H78V253H77ZM82 255V254H81ZM85 255V254H84ZM83 255V256H84ZM30 256V255H29ZM59 258H58V257ZM63 256V255H62ZM90 256V255H89ZM91 256H93V255H91ZM132 256V255H131ZM134 256V255H133ZM15 257V258H14ZM114 257V258H113ZM17 258V259H16ZM25 258H27V257H25ZM85 258V257H84ZM90 258V257H89ZM111 258V257H110ZM135 258H136V256H135ZM4 259V258H3ZM31 259V258H30ZM52 259V258H51ZM54 259V260H55ZM65 259V258H64ZM67 259H69V258H67ZM66 259V260H67ZM80 259H81V256H80ZM19 260V261H20ZM50 260V259H49ZM54 260H52V261H54ZM90 260V259H89ZM93 260H94V258H93ZM96 260V259H95ZM116 260V259H115ZM114 260V261H115ZM125 260V259H124ZM126 260H128V259H126ZM125 260V261H126ZM129 260V261H130ZM133 260V259H132ZM27 261H28V259H27ZM51 261V262H52ZM56 261V260H55ZM58 261V260H57ZM84 261H86L85 259H84ZM98 261V260H97ZM117 261V262H118ZM46 262V261H45ZM63 262H65V261H63ZM63 262H61L60 261V263L59 264H63ZM91 262V261H90ZM104 262V261H103ZM102 262V263H103ZM116 262V263H117ZM126 262H128V261H126ZM52 263H54V262H52ZM71 263V262H70ZM73 263V262H72ZM123 263H124V261H123ZM131 263V262H130ZM136 263V262H135ZM25 264H27V263H25ZM47 264V263H46ZM55 264V263H54ZM56 264H57V262H56ZM74 264V263H73ZM78 264V263H77ZM85 264V263H84ZM125 264V263H124ZM134 264V263H133Z\"/></svg>","mask_w":264,"mask_h":264}]
</instances>
